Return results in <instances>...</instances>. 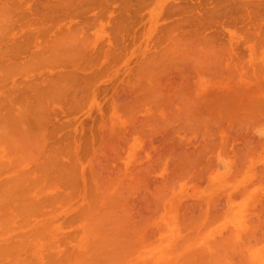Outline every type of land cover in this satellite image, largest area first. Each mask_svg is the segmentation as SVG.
I'll list each match as a JSON object with an SVG mask.
<instances>
[{
    "label": "bare ground",
    "instance_id": "obj_1",
    "mask_svg": "<svg viewBox=\"0 0 264 264\" xmlns=\"http://www.w3.org/2000/svg\"><path fill=\"white\" fill-rule=\"evenodd\" d=\"M7 1L4 0V2L0 3V45L4 44L3 46H1L3 48H5L7 46L5 48V50L9 46H11V47H9L10 49L9 50L7 49L6 51H3V50L0 49V51H1L0 54H2V53L5 54L7 52L8 56H9V54L11 53L10 50L13 49L15 51V48H12V45H14V46L16 45L14 43V41L17 39V36L12 35L11 33H13L14 30L17 31V29H15V27H16L15 24L16 23L13 21L14 22V24H13V22L11 21V17H10L9 12H8V10H9V8L11 6L8 7L9 3H6ZM62 1L63 0H60V3ZM65 1L66 0H64L63 3ZM72 1H74V0H67L64 3V5L68 4V6H69V4L72 3ZM76 1L77 0H75L74 3L77 4ZM80 1H79V3H82ZM9 2H11V1L9 0ZM16 3L17 2L15 1V3H11V4H12V6H13V4L15 6H17L19 3H17V4ZM48 3H50V2H48ZM83 3H85V2H83ZM76 4H74V5H76ZM79 5H76V8L79 7ZM82 5H84V4H82ZM18 6H20V4ZM228 6H230V5H228ZM233 7L234 6L232 5L231 8H233ZM80 8H82V6ZM231 8H229V9H231ZM10 9H12V7ZM224 9H223V13L225 14ZM234 9H236V7H234ZM15 10H14V7H13V9L11 11L14 12ZM20 10H21V7H20ZM16 11H18V10H16ZM18 14H20V12ZM26 19H28V18L26 17ZM9 23H10V25L12 23L13 27H11L9 25ZM42 24H43V22H42ZM45 24H46V28H48V26L50 25V24L48 25L45 22H44V25H42V26L40 24L39 27H42V29L40 28V32H41V30L45 31V28L43 29ZM31 25H33V24L31 23ZM33 26H35V24ZM86 26L87 25L85 24L84 27H86ZM9 27H10L11 30H12V28L14 30L12 32L9 31ZM36 27H37V29H35ZM36 27H33V30L38 35V34H40V32L38 30L37 23H36ZM93 27H95V24H93ZM50 28H53V27H51V25H50L49 29ZM78 28H81V26L78 27ZM18 29H20V28H18ZM77 29H74V28L73 29L72 28H70V29L68 28L67 30L65 29L64 30V36H63V30H56L55 29V34L53 33L54 35L53 34L51 35V37L52 36H55V37H52V38L49 37L51 39V41H50V39H49V41H46V42L50 43V44L48 43V45H49L48 48H50L49 51L50 50L51 51L49 53H47L46 49H44V50H46L45 53L41 51V54H42L43 57H41V54H40V57H38V58L35 57L37 53L34 54V56H32L33 54L31 55V52H32V50L34 48H32L31 50H30V48H28L29 51H31L30 55H28V49H27L26 45H22V42H20L21 41L20 39L23 40L25 37L24 38H19V40H18V42H20L22 46H25V48L23 47L24 50L25 51L27 50L26 51L27 53L24 52L25 53V55H24L23 54V48H22V46L19 43V45L21 46L20 49H21L22 54H23L24 57H18L17 59H19V58L20 59L17 61L16 57L21 54L19 48H18L19 50H16V51H19V53L16 54L17 56H13L14 53L12 54V56L10 55V58H11L10 60H11L12 64H11V62H10V64H8L9 63L8 62L9 57L5 56L6 54L5 55L3 54L4 56L0 55V60H2V61H0L1 62L0 65L3 62L7 61V62H5V64H2V66H1L2 68L0 67V89H1L0 90V93H1L0 94V96H1L0 97V264H264V229H260L259 228V226L261 224H262L261 228L263 227L264 224L261 223V222H264V221H260V220L258 221L257 220L258 222H260V225H259L258 222H257L258 224H255L254 222L256 221V219L254 218L255 221L252 219L253 222H251V223H253V224H250V222H248V220L251 219V216L248 217L247 214H246V211L249 208V206H250V209H249V211H250L251 210V205L255 201H257L256 204H255V208H257V209L255 210V208L252 205L253 211H256V213L259 210L260 211H264V206H262V208H261V207H259L260 205H258V204H261L262 202H263V205H264V200L262 199L264 197V194H263V192H264L263 189L264 188L262 187V189H261V185L264 182L263 181L264 172H261V170L264 169V167H263L264 163L261 164V166L263 167V169H261V170H259V169L262 168V167L260 165H258V164L261 163V162L259 163L258 161L260 159H262L263 155H261V157L259 156L260 158H258V154H257L259 152L258 149L260 150V148H258V146L260 145V141L259 140L255 141V139L252 137L254 140L250 142V140L252 138L250 136L249 137L251 139L246 137L249 142L246 140V138H245V140H246L245 142L242 141V140H241V142H243V143L248 142V144H246L247 146L245 144L240 145L241 148H242V146L243 147L244 146L247 147V148L244 147L245 148L244 151H242V152H238L237 151V153H239V154L233 155V154L236 153V151L232 148L234 151H232V150H231L232 152L229 151V155L225 154V153H228V151H226V150L229 149V148L228 149L226 148L228 142H224L225 138H226V141H229V139L232 136L231 134H233L234 132L236 133V131L238 129H236V128H235L236 130L232 129L233 131L234 130L235 131L233 133L229 132L228 135H225V134H227L226 133L227 130L224 129V131H225L224 133L225 134H224V136L222 134L223 138L219 137L220 135H218V134H219V132H222V128H221V131H220V129H218V127H220L219 126L220 124L216 125V127H215V124H217L218 121L212 127L211 125H213V124H211V120H207L208 119L207 115L204 114L205 116L202 115V117H201L200 116L201 115L200 112L199 113L196 112V113H198V116H197V114H194L195 112L192 111L193 109L191 108L192 110H190V108H188V106H189L188 105L189 101H187L188 99L187 100L186 99H180L181 101L177 102L178 100L176 101L175 100L176 98H174L177 95H175V96L172 95L175 101H173V98H169L168 100L171 101L169 104L170 105L173 104V106H169V107H171V109H174L175 111L171 110V109L169 110V107H168V109L167 108L164 109L165 106L167 107L169 105L168 104L169 101H165V103L163 104L164 101H163V98H162V95H163L162 93L164 91L161 93V91L157 92L155 90V92H154L151 89L152 92L158 93V95L160 93L159 97H158L157 94H155V96L152 97L154 95V93H153L151 95V97L149 95L146 96V98H144L142 96L143 99H141L142 100L141 103H143L144 105L145 104L148 105L149 103H151L149 105H151V106L153 105L152 108H151V106L148 105L151 108L150 110H148L149 113H150V116L147 115L148 113L144 114V113H146L144 111V109L146 107L145 106H141L143 104L139 105L138 103H136L135 99H134L135 101L134 100L133 101L130 100L131 104H130L129 100L127 101V103L124 102V104H121L123 102L120 99L119 100L121 102L118 99L117 100L120 103L119 105H122V106L124 105L123 107L121 106L123 108L122 110L125 109L124 111L121 110L122 111V113H121L122 115H123V113H125V111L127 113H125L124 115H127L129 112H131L132 108H133V105L135 103V104H137V106L134 105L135 108H133L134 111H132V114H134L133 112H135V109L137 108L135 113L138 114L139 112L140 113L143 112V114L145 115V117L143 116V119H141V120H145V118H146L147 121H149L150 117L153 118V121H150L148 123V125L150 126L149 128L151 129L150 130L148 128V126H145L147 124L146 120L143 122V125L141 124L142 126L139 125V123L137 124L135 122V118H136V121H137V118H139L141 116V114H140V116L137 115V114H134V115L137 116V117L133 116L135 118L131 117L132 114H130V113H129L130 115L128 114L127 117L126 116L124 117V115H123L125 121H127L126 118H128L129 122L131 123V126L132 125L136 126V131L140 130V132L141 131L143 132V133H139L138 131L136 132V135L137 134L138 135L141 134L142 139L144 138L142 140V143H143V141L145 143V141L147 140L148 135H147V137L144 136V135L148 134V132L157 130V131H160V132L163 131L165 133V131H166V128L163 129V130L161 129L162 126L164 128V127H166V125L164 123H162L161 119H159V118H162V113H163L162 112L163 110L162 111L158 110V106L159 105H160L159 108H162L165 111V114L163 113L164 114L163 117H164V119L167 120V122H170L169 120L172 121V119H173L174 121L176 120L175 123H176L177 126H179L180 123L182 122L183 127H184V125H186L187 128H189V129L193 130L194 132H196L195 134L198 133L197 135L200 134L201 136H203L205 134L204 135L205 137L203 136L205 139L200 137L201 139H204L205 141L201 140L202 143L200 145V149H198V152H199V150L202 149V151H200V152H202V154H203V152H205V150L207 152L205 154H208V151L210 153V152H213L215 150L216 146H214V143H213L214 141L213 142L210 141L213 138V134L215 135L213 140L216 139V141H219L220 138H222L221 142L223 141L224 147L226 148V150L223 147V149L220 148V151H219V149H218L219 146H218V148H216L218 150L217 155L219 157L221 156L220 158H224L223 159L224 163H226V161H227L226 156L228 157V162L231 160V158L234 160L233 161L234 163L231 162V164L233 163L232 167L235 166V168L231 169L230 171L231 172H233V171L235 172L234 169H237L236 167H238V169L236 170L237 172H235L236 175L232 174V173L229 174L230 172L229 173L227 172L228 176L231 175V177H232V175H233V177H232L233 179L231 177L230 178L229 177L226 178V172L225 171H222V170L219 171L218 169L214 168V166L216 167V165H217L216 159L214 157V156H216L215 154H216L217 150H215L213 152L214 154L212 156L211 155L209 156V161L206 160L208 158V156L204 155V154H203V156H206L207 158L205 157L206 158L205 159L202 156L201 157L203 159L202 161L205 162L204 160H206L207 162L203 163L202 161H200L201 158H198V156H199L198 154L200 152L199 153L198 152L195 153V151H191V149L189 147H187L189 142H186L187 140L184 139V136L186 137L187 133L181 127H179L180 129H178V127H177V131L174 132V134L172 135L173 136L172 138H170L171 136H168V134H167L168 131L163 135L164 138L167 137L168 139L165 138L166 141H164L163 139L161 140V141H163V142H161V150L158 149V151H160V152L163 151L162 152V156H160L161 154L158 151L157 152L159 153V155L157 154V156L156 155L153 156L152 154H156L157 152H155V151L153 152V150H151L153 152V153L151 152V155H150L152 160H149L150 156H149L148 159H146V160H149V161H144V160L141 161L140 160L141 162H143V164H144V162L146 163V164H144V166L146 165V167H143V169H141L142 167H140V166L141 165L143 166V164L141 163V165L140 164H139V166L137 165L139 167V168L137 167L138 168L137 169L138 172H137L136 169L131 168L132 166L136 165L137 163L133 164L131 162H134L135 158L138 160L139 156H140L139 158L142 159L141 154L137 153V151H136L137 154L135 155V148H136V146H137V144H138V142L140 140L139 139L140 135L139 136L138 135L137 136H133V135H135V133L132 132L133 133V134H131L132 138H130V133H128V131H127L129 136L127 135L126 138L123 135H122V138H121V136H119V137L117 136V135H121V133H118V132L120 131V129L122 130V127L124 125H122V127L120 126L121 123H119V121L120 122L122 121V117L121 116L118 117V115L114 113L115 110L116 109L118 110V108H119V107L115 108L114 103H111V105L113 104L112 107L114 108V109H110V110H112V113L109 110L111 105H109V106L107 105V109L110 112V113L108 112L110 114V119H108L109 116L107 117V114H106L107 113V109H106V112L103 111L105 113L104 115H106L107 122L106 121L103 122L104 120H106L104 115H103L104 118L100 119L101 123L102 122L103 123H107V124H109V127L112 125L113 129L111 130L108 127V125L106 126V125H103V123L101 124V125H103L102 127H104L103 129L105 130V134L108 133V135L106 136L104 134V130H103L102 136H104V137L101 136L102 138L100 140H102V142L99 141V145L97 147H94L95 145L92 146V144H94V142H95V139L93 140V138H92V141H93V143H92V141H90L91 139L89 138V139H87L88 143L86 142V140H84V142H83L84 144L83 143L79 144L80 148H82V146L85 145V149L86 150H83L84 147H83V149L76 148L77 144L76 143H71L73 141L71 138H67V140H65L66 138L63 137V136H67L64 133L66 131L63 132L64 134L63 133L61 134V137H63V139H64V140L63 139L62 140L65 142V144L62 143V141L60 143V139H61V137L59 136L60 133L58 135L60 137V139L57 138V136H56V138L59 139L58 142L60 143V146H59V144H58V146H56L57 142L55 143L56 144L55 145L54 141L52 142V140L51 141L48 140L51 144L49 142H46L47 139H50L51 131L53 132L55 127L57 128V126L54 125L55 126L54 128L51 126L53 128L51 131L49 130V128L51 129L50 126H49L48 129H46V127H48L47 125H51V124L53 125V123L50 122L51 123L50 124L49 122H47V120L50 119L49 121H51V119H53V118H51L52 116L51 117L49 116L51 114V111H47V110L50 109V108L48 109V107L50 106L49 103L54 102L57 105V103L59 101V103H58L59 106L58 107H60L61 104L63 105V103L64 104L66 103L64 106L68 105L70 110H71V106H73L72 107L73 111L75 110L74 106H77L76 109L78 108L77 109V111H78L81 105H75V103H77V104H81L82 103V105H83V102L84 103L86 101L88 102V99L91 100L90 93H91V91H93L91 89L94 88V87H92V85L94 83H96L95 81L93 83H91L92 81H90V85L92 87L90 89V87H89L90 85L88 86V84L79 83V79H76V78H78L77 77L79 75L78 73H80L82 71L81 69H85V68L88 69V68H90L89 67L90 65L89 66L87 65L88 67L87 66L85 67V65H84L85 68L83 67V65H82L83 68H81L80 65H79V67L81 68V69L78 68L79 70H81L80 72L75 71L76 69L73 68V65H71V67L73 69H70V67H69L70 65L68 63H71V61L76 62L75 60H77L78 63H76V64H79V62H81V60L83 59L82 57L85 58V57L88 56L87 54H85L87 52V51H84V50H86V48H85L86 46H84V44H83L84 42H82V41H84L86 38H88L86 36H88L89 34H95V32L90 33L92 31L88 32L87 31L88 29L86 27V28L83 29V31L86 33V35L84 36L83 34H85V33H83V31L81 32L82 35L85 37L84 38L81 35L80 31L78 32ZM85 29H87V30H85ZM51 30L53 31V29H51ZM69 30H71L72 32L74 30H76L78 33L76 31H74L73 33H71V31H70V33H69ZM47 31H50V30H47ZM17 32H20V31L18 30ZM61 32H62V34H59ZM87 32L89 33L88 35H87ZM7 33H9V34H7ZM20 33L21 34H19L18 37H22L20 35H22L23 33L22 32H20ZM36 33H35V35H36ZM24 35L27 36V33L25 32ZM37 35H36V37H37ZM46 35L48 37V33ZM258 35H260V34H258ZM261 35H262V37H264L263 36L264 35L263 30H262V34ZM6 36H9V38L6 37ZM11 36H13V38ZM28 36H30V35H28ZM92 36H94V35H89V39H90V37L92 39L95 38V37H92ZM170 36L174 40L169 38V39H171L170 41L172 42V44H170L171 42L169 43L170 46H171V49L170 48L169 49L172 50L174 47H177V48H174V50H172V51H174L173 53H175L176 50L178 51V53L180 54V57H178V55H179L178 53H177L178 55L175 54V57H178V60H177L178 63L181 60L183 61L184 67H186L185 63L187 62V60H188V62H190L189 59L191 57H193L191 55H193V54L195 55L196 52H198V54H200L202 56V57L201 56L197 57L198 62L199 61L202 62L203 60L210 58L212 61H214V65H215V63L217 65L218 64L221 65L222 61L225 60V59L222 60V58H221V57H223V58L225 57V56L222 55V52H223V54L225 53L224 47L221 48V46H220V48L222 49V52L219 49V52H220L219 53L218 50L217 51L215 49L213 50V48L210 49V46L212 47L211 42H208V41H205V40H197L198 39L197 37H196L197 38L196 39L193 36H189L186 39L183 38L184 41H182L180 39H178V41L176 39V41H175V35H170ZM5 37L7 39H10V37H11L14 41H11L12 40L11 39V40H9V43H8V42H6L7 39ZM14 37L16 39H14ZM41 37L42 38H40L39 35H38V38H40L39 40H42V42L40 41V43L42 44L44 42L43 41V37H45V35L44 36L42 35ZM56 37H57V39H55ZM82 37H83V39H80ZM262 37H259V40H256L255 42H252L254 44L253 45L254 47L258 46L257 45L258 41H259L258 44H260L258 46V48L256 47L257 49H255L253 47V50L254 49L256 50V51L254 50L256 52V54H252V53H255V52H253V50L249 53V54H252L253 58H254V55L255 56L257 55V52L260 53L259 52L260 48L264 49V38H262ZM26 38H28V37H26ZM53 38L56 40V43L53 42V41H55V40H53ZM58 38H59V40H58ZM44 40H48V39L46 38ZM10 41H11V43L13 42L14 44L11 45ZM33 41H34V36H33ZM35 41H36V39H35ZM1 42H3V43H1ZM51 42H53V43L51 44ZM32 44L33 43H31L30 45L34 46ZM78 44L80 45L81 48L79 47ZM82 44H83V46H82ZM169 44H167L166 47L167 46L169 47ZM77 45H78L79 49L76 47ZM172 45H173V47H172ZM20 46H18V43H17L16 48L20 47ZM208 46H209L208 49L212 50V52H209V56L210 57L206 55V54H208L207 53L208 50L206 48ZM222 46H224V45L222 44ZM192 47L195 48V49H192ZM199 47L200 48L202 47V50L204 49L203 51L207 50V52H203L206 56L205 55L203 56L201 52L199 53V51H200ZM80 49H82V50H80ZM189 49H192V50H189ZM196 49H198L199 51L196 50ZM13 50H12V52H14ZM78 50H80L81 52H79ZM170 50H169V52H171ZM34 51L35 50H33V52ZM82 51H84V52H82ZM78 52L80 53V55H79ZM181 53H182V57H181ZM185 53H187V54H185ZM217 53L221 54V56L218 57L219 54H217ZM26 54H27V56H26ZM108 54H106L104 56L107 57V56H109ZM169 54H171V53H169ZM198 54L196 53L195 56H197ZM37 55H39V54H37ZM76 55H77V57H76ZM185 55L188 56L187 60H186L187 56H186V58L183 57ZM60 56L61 57H66L67 56V58L69 57L68 59L64 58V59H66L68 61L67 62V64L69 65L68 67H66L67 66L66 65V61L63 58H62V60L60 62V59H61ZM155 56H156V54H155ZM189 56H191V57H189ZM195 56L193 58H195ZM2 57H6V58L2 59ZM12 57H15V58H12ZM25 57H27V58H25ZM158 57H159V55H158ZM173 57H174V55H173ZM203 57H206V58L203 59ZM263 57H262V59L264 60ZM22 58L23 59L25 58L26 60L24 59L25 61L23 62V60H21ZM70 58H72V59L75 58V59L71 60ZM77 58H79V59H77ZM153 58L149 59L150 62L149 61L145 62L146 64L147 63H149V64L145 65L147 68L144 67V70H145V73H146V70H147L148 76L152 75V77H154V76L156 77L159 74V70H158L159 66L163 67L164 65H161V63H163L162 58H160V57L159 58H154V59ZM183 58H185L184 59L185 62H184ZM193 58H191V59H193ZM200 58H202V59H200ZM6 59H8V60H6ZM12 59L14 61L16 59L17 63L19 62L20 64L19 63L18 64L14 63V61ZM28 59H29V61H28ZM228 59L229 58L227 57L226 64H227V62H228V64H230V63H232V60L236 59V60H234L235 63H233L234 65L237 66L236 70L239 69L238 68L239 67L238 64H240V62L243 61V58L242 59L241 58H234V59L230 60L231 59V57H230L229 60L231 62L228 61ZM245 59H246V57H245ZM256 59H257V57H256ZM3 60H5V61H3ZM55 60L57 62H59V64L57 63L58 65L55 64V62H56ZM78 60H80V61H78ZM193 60H191V61H193ZM218 60H219V62L221 60V62L220 63L216 62ZM20 61H22L23 64ZM26 61H27L28 64H26V66H25L26 70L24 68H22L23 69V72H22L23 75L25 73H27L28 71H32L33 67L35 65H37V66H35L34 68H37L39 63H40V65H41V63H43L44 67L45 66L47 67L48 65H49L48 67H52L53 66L52 68H54L55 65H56L55 68H57V66L59 67L62 64H65L64 67L62 66L63 68L66 67V69L69 70V71H73L74 70V73L77 72L78 75L75 76L76 73L75 74L73 73V75H72V73L70 72L71 73L70 74L69 71H68L69 74L66 72L67 74L65 75V77H64V75H63L64 78L61 77L63 79H61L59 77L58 81H56L57 78L55 80L52 79V80H54V81H52L44 73V75L46 77H42L44 80L41 81V82H43V84H44V83H47L49 80H51L49 83H47L48 87H47L46 84L41 85L42 83L37 82L38 80H36L32 84H28L30 89L28 88V90H25V91H27L26 94L29 92L28 94L30 96L26 95L25 97L20 99L21 95H20V93H18V91H20V90H18V85L19 84L15 80V79H17V77L14 79V81H11V79H13V77H15L16 74L18 75L19 80H20V78L22 79L23 75H22V77L19 76V75H21V71H22V69L19 66L25 65ZM49 61H52L55 65L51 62L52 66H50ZM209 61L205 60V61H203V64L205 62H209ZM194 62H195V64H198L199 67L201 66V63H198L196 60ZM237 62H239V63H237ZM89 63H90V61H89ZM89 63L87 61V63H85V64H89ZM180 63H182V62H180ZM189 64H191V63H189ZM195 64L193 65V63H192V66L196 67ZM203 64H202L201 67H203ZM205 64H207V63H205ZM32 65H33V67H32ZM187 65H188V63H187ZM210 65H212V64L210 63ZM30 66L32 67V69H30L31 68ZM41 66H39V67H41ZM43 66H42L41 69H45ZM74 66H75V68H77L78 65L74 64ZM26 67H28L29 70H27ZM189 67L191 68V66H189ZM211 67H213V66H211ZM215 67H217V66L215 65ZM221 67H223V65ZM150 68H153L152 70H155V71L151 70V72H156L157 71L156 75L154 73V76H153V74L151 72H148L150 70ZM154 68H156V69H154ZM18 69H21L20 72H19L20 74H18V71H19ZM163 69H164V67L161 68V70H163ZM198 69H197V71L196 70L195 71L199 72ZM240 69H241V67H240ZM142 70H143V67H142ZM144 70L141 71V72H144ZM13 71H14L15 76L12 75ZM64 71H66V70H64ZM92 71L90 72L91 75H93ZM15 72H17V73H15ZM59 72H57V73H59ZM160 72L164 73V70L160 71ZM205 72H207V71L204 70V73ZM9 73H11L10 74L11 78H10ZM28 73H31V72H28ZM208 73H211V72L209 71ZM236 74H237V71H236ZM138 75L140 76L139 78H141L143 76V74H141V75L138 74ZM146 75L147 74H145L144 76H146ZM25 76H28V75L25 74ZM41 76H42V74H41ZM85 76H88V75H85ZM85 76H83V78H81L82 77V74H81L80 77H79L80 80L81 79L85 80V78H84ZM35 77H37V76H35ZM35 77H33V78H35ZM152 77L150 76V78H152ZM33 78H32V80H33ZM88 78H89V76L86 78V80ZM129 78H130V76H129ZM144 78H146V77H144ZM133 79H132V81L133 82L135 81L136 83L134 82V84H133L132 82H130L131 84H128V86L129 87L131 86V89H135V87L138 88V86L140 85V84L138 85V83L140 81H137L138 78H136V80L135 79L133 80ZM154 79H156V82L159 81V80H157L158 77H156ZM6 80L9 83H11V82L12 83L13 82L17 83V85L15 84L13 86V84H8V82ZM89 80H90V78H89ZM91 80H95V79H91ZM142 80H143V78L141 79V83L143 81H146V80H143V81ZM45 81H47V82H45ZM154 81H152V82H154ZM5 82H7V83H5ZM176 82H179V81H176ZM35 83H36V86H35ZM87 83H88V81H87ZM149 83H150V81H149ZM149 83H146V84H149ZM80 84L83 85V86L81 87ZM132 84L134 85V87H133ZM178 84L180 85V83H178ZM5 85L8 88H4ZM10 85H11V87H10ZM39 85H41L40 87L43 86V88L40 89ZM74 85H76V86H74ZM175 85L178 86L177 83L174 84L173 86H175ZM15 86L17 88H15ZM77 86H79V88H78V92L79 93L77 92ZM151 86H153V85H151ZM74 87L76 88V91L69 90L70 88L74 89ZM171 87H172V85H171ZM12 88H14L15 90L12 89ZM44 88H45V90H44ZM86 88H87V90H86ZM152 88L154 89L155 85ZM8 89L9 90L11 89L12 91L10 90L8 92L7 91ZM79 89H82V90H79ZM141 89H142V87H141ZM141 89H140V91H141ZM161 89L158 87L157 90H161ZM178 89L180 90V86H179ZM169 90H168V93L166 95H168V94L170 95ZM181 90H182V88H181ZM4 91L9 94V95L7 94L9 97H11V98H9L7 96L10 102L8 101V99L6 97V93H4ZM71 91L74 92L73 94H75V92H76V95H75L74 98H73L74 95H72V97L70 96L72 94ZM82 91L84 92V95H83V93H81ZM143 92L145 93L147 91H144V89H143ZM171 92H172V89H171ZM174 92L176 94L178 93L177 90H174ZM174 92H172V93L174 94ZM237 93L238 92H236V94ZM2 94H4V95L2 96ZM68 94H70V95H68ZM92 94H93V92H92ZM181 94H180V97H181ZM240 94H238V96ZM12 95H13L14 98L12 97ZM17 95H19L20 97L17 96ZM78 95H79V97L81 96L82 99H81V97L79 98ZM141 95H142V93H141ZM156 95H157V97H156ZM256 95H258V94H256ZM68 96H70V98ZM76 96H77V98H76ZM83 97H84V99H83ZM18 98H19L20 101L18 100ZM85 98H87V99H85ZM152 98H156V99H152ZM177 98H179V94H178ZM225 98H224V102H225ZM229 98L228 99L226 98L227 99V101H226L227 103L225 102L227 104L226 106L229 107V109L227 108L226 110H224L225 112L222 110V112H224V114H225L226 111H227V113L231 112V114L228 113L229 115H227V116L223 115L224 118L226 116L227 119L226 118L224 119L223 116H221V115L218 116L220 119L223 118L222 121L218 119L219 121L222 122V125L224 123L225 124L226 123L229 124V122H227V121H229V119L231 118L230 115L234 116V114H235V116H236L237 112L239 114L242 110H244V108L241 110V108H239V107H234V105H235L234 102H231L232 97L230 98V101H228ZM253 98H254V96H253ZM13 99L15 100V102L11 103ZM69 99H71V100H69ZM72 99H74L73 101L75 103L72 102ZM77 99H79V100L77 101ZM158 99H161V100H158ZM5 100H6V102H5ZM17 100H18V102H17ZM80 100L82 101L81 103L79 102ZM83 100H85V101H83ZM152 100H154V101H152ZM182 100L184 101L183 104H182ZM237 100H238V98H237ZM241 100H243V99H241ZM233 101H234V99H233ZM60 102H61V104H60ZM14 103H16L17 105H14ZM67 103H69V104H67ZM157 103H158L157 110L161 114H158V113L156 114L157 110L155 111V109H156L155 106L157 105ZM176 103H178V104L180 103L181 104V105L179 104L180 105L179 106L180 109L178 107V104L176 106L177 108H175V104ZM228 103L230 105H228ZM127 104H129V105H127ZM165 104H167V105H165ZM238 104H241V102H239V103L237 102L236 103L237 106H240ZM245 104L246 103H242L241 105L244 107ZM126 105H127V107L125 108ZM138 105L141 106V108ZM183 105H184V107H183ZM68 106H66L67 109H68ZM66 107H63V108L65 110H67ZM142 107H143V110H142ZM231 107L234 110L232 109L230 111ZM53 108L54 107H52V109ZM222 108H224V107H222ZM235 108L236 109H240V111L236 110L237 111L236 112ZM255 109H257V108H255ZM260 109H262V108H260ZM70 110L68 109V111H70ZM81 110H82V108H81ZM145 110H147V109H145ZM151 110H153L156 115H160V116L156 117V115H155L153 117L154 113H152ZM178 110L180 111V114L179 113L176 114V111L179 112ZM181 110H182V113L184 112L186 115L185 114L182 115ZM185 110H188L189 112L186 113L187 111H185ZM250 110H251V108H250ZM263 110H264V107H263ZM121 111H118L119 115H121L120 114ZM167 111H168V113H169V111H171V112H174L175 114L170 112L171 114L169 113V115L171 116V118L169 119L168 117H170V116H168ZM232 112L234 114H232ZM248 112H249V110H248ZM151 113H152V116H151ZM190 113H192L194 115L193 116L191 114L194 118L190 115ZM213 113L216 114V116H217L216 111L213 112ZM253 114L255 115V113H253ZM259 114H261V111H260ZM128 116H130L132 119H130ZM147 116H149V117H147ZM199 116L201 117L200 120H199V118H200ZM228 116H230V118ZM235 116L232 117V119H234ZM240 116H241V113H240ZM263 116H264V112L262 114V117ZM212 117L214 119L215 115L212 114ZM254 117H256V116H254ZM117 118H119L118 119L119 120L118 123H119V126L121 128L118 127V125H115L117 123V121H116ZM240 118H239V121H240L239 124L243 123V120L241 119L242 120V122H241ZM258 118H259V116H258ZM254 119L255 118H253V120ZM100 120H99V122H100ZM132 120L136 124H134ZM158 120H159L160 127H159V124H157ZM178 120H180L181 122L179 123ZM201 120H202L203 124L200 125L201 122L199 123L198 121H201ZM215 120H217V118H215ZM155 121H156V123H155ZM206 121H208V124H211L210 126L213 129H211L207 123L205 125ZM232 121H234V120H232ZM110 122H112V124ZM129 122L127 121V123H129ZM137 122H139V121H137ZM173 122H171L172 124L169 123L170 125L168 127H170V129L175 125V123H173ZM185 122H186V124H185ZM237 123H235V121H234V122H232L233 126L232 125L231 126L234 127V126H236L234 124H237ZM255 123H257L256 120H255ZM255 123L253 124V122H252V124L254 126L252 124H251V126L256 127V125H258V123L257 124H255ZM259 124H260V121H259ZM45 125H46V127H45ZM154 125L156 126V128L154 127L155 129L153 128V130H152L151 127H153ZM202 125L204 127H206L205 129H207L209 132L207 130L203 129L204 127L202 128ZM207 125H208V128H207ZM222 125H221V127H222ZM244 125H246L245 121H244ZM261 125H262V123H261ZM99 126H100V124H99ZM115 126H117V128H119L118 131H116L117 128ZM127 126H129V125H127ZM140 126L142 128L144 126L145 127H144L143 130L142 129H138ZM229 126L230 125H228L227 128H226L223 125V128L228 129ZM106 127H108L109 129L106 128ZM157 127L160 128V130L157 129ZM199 127H201L202 129H200ZM243 127H246V126H243ZM253 127H252V130L255 129V128L253 129ZM133 128L134 127L132 126V129ZM216 128H217V130H216ZM248 128H250V126H248ZM123 129H124V132H122L123 131L122 130L121 131L122 134L126 133L125 132V130H126L125 127H123ZM127 129H128V127H127ZM146 129H147V131H146ZM173 129H174V127H173ZM260 129H262V128L260 127ZM47 130L49 132H47ZM100 130L102 131V129H100ZM200 130H202V131H200ZM228 130H231V129H228ZM243 130H244V128H243ZM56 131H57V129H55V132ZM112 131L114 132V134H115V132H117L118 134L115 136V135L111 134V133H113ZM245 131L246 130H244L243 133H245ZM58 132H59V130H58ZM240 132L242 133V131H240ZM46 133H48V134H46ZM176 133H177V136L179 137L180 140H181L182 137L180 138L179 135L183 134V139L181 141L178 140V137L176 136ZM179 133H181V134H179ZM209 133L212 136L208 135ZM54 134L55 133H52V135H54ZM109 134H110V136H109ZM48 135H49V137H48ZM197 135H195V136H197ZM216 136H218V137H216ZM226 136H230V137L227 138ZM46 137H47V139H45ZM71 137H72V135H71ZM106 137H108V138L112 137L111 140L113 139L112 141L114 143L111 142L110 138L108 139ZM174 137H176L177 140L179 141L178 145H177L178 142H177L176 138H174ZM105 138H106L107 142L110 140L109 141L110 143L109 142L107 143L106 141H104ZM114 138H117V139L119 138L118 139L119 140V144L123 143V142H121L120 138L123 139L122 141H124L123 146L120 145L121 147H125L126 148L125 154H122V156L120 154H116V156L113 155V156L110 157V156H108L109 154L104 153L105 152V147L107 146V144H108V147H106L107 149L108 148L110 149L111 146L114 149L121 148L118 143H117L118 147L115 145V142L118 141V140H116V139L114 140ZM206 138H208V140ZM217 138H219V139H217ZM255 138H256V136H255ZM231 139H233V138H231ZM125 140L127 142H125ZM171 140H172V142L170 143ZM206 140L208 141V144H207ZM43 141H44V145H45V142H46L45 146L43 145ZM82 141H83V139H82ZM89 141L92 143L91 144L92 149H96L97 151L96 150L93 151L92 149L89 148L90 147V145H88ZM173 141L176 142V143L173 144ZM233 141H234V139H233ZM257 141L259 142V145H258ZM73 142H75V141H73ZM165 142H166V145L167 144L169 145V147H170L169 149L170 150L165 147L166 146ZM221 142L219 141L218 145H221V147H222V144H220ZM262 142H264V141H262ZM68 143H69L70 146L68 145ZM162 143H163V145H162ZM249 143H250L251 146L249 145ZM255 143H256L257 146H255ZM63 144L65 146H62ZM109 144L111 145L110 147H109ZM182 144H183V146H182L181 149L183 151L185 150L184 151L185 153H183V151L179 149L180 148L179 145H182ZM71 145H73V146H71ZM100 145H102V146H100ZM168 145H167V147H168ZM176 145L179 146L178 149L180 151H178L177 148H175ZM202 145H203V148H202ZM204 145H205V147H204ZM207 145L208 146L210 145V147L206 148ZM46 146H49V149H48V147L45 148ZM74 146H75L76 149L74 148ZM99 146L101 148H99ZM162 146H164V148L166 150L168 149V151L166 153L167 156L164 153L165 150L162 149L163 148ZM171 146H172V149H171ZM141 147H139V148H141ZM64 148H67L68 150L64 149ZM102 148L104 149V152H103ZM173 148H175V149H173ZM187 148H189V149H187ZM204 148H206V149H204ZM208 148H210V150ZM73 149H75V152L73 151ZM78 149L80 150L79 153L76 151ZM203 149H204V151H203ZM263 149H264V146H263L262 150ZM90 150L92 151V154H90ZM99 150H101V151H99ZM68 151L70 153V158L71 159L69 158ZM87 151H89V153ZM138 151H141V150L139 149ZM221 151H222V153H221ZM80 152H81V154H80ZM94 152H95V156H94ZM97 152L101 153L102 155L101 154H97ZM187 152L189 154L191 152L193 154L195 153L196 155H198L197 159H199V160L196 159V156L195 157H193L194 155L191 156L192 153L190 155L186 154ZM223 152H224V154H223ZM263 152L264 151H261V154H263ZM75 153L76 154L78 153V155H76ZM163 153H164V155L166 157L163 156ZM230 153L231 154L233 153L231 157H230V155H231ZM72 154H74V155H72ZM79 154L82 155V157H78L79 158L78 159L77 156H80ZM83 154H86V155L84 156ZM104 154H106V155H104ZM149 154H150V152H149ZM87 155H88V158H86ZM123 155H124V159L123 160H125V159L126 160H132V158H134V160H132L131 162L127 161V163L129 162V164H133V165L130 166L132 171L128 170L129 168L125 169L126 171L132 173L131 176H130V174H128L126 176V174L124 173L125 172L124 171V167H123L124 162L121 161L122 158H123ZM137 155H139V156H137ZM223 155H225V156H223ZM259 155H260V152H259ZM66 156L68 158L67 162L70 161L72 163L67 164V162L62 160V157H64L66 159ZM101 156H103L102 158L105 157L104 159L109 158V157H110L109 159L113 158L112 160H108L107 159V162L111 161V162H108V164H110L109 166H108L107 163H105V164L98 163V162H101V161H105V160H102L101 158H100L101 161H98V160H100L99 157H101ZM117 156H119L118 158H121V159L120 160L119 159L116 160ZM144 156H145V154H144ZM236 156L239 159V161L236 160V164H235ZM153 157H155V158L153 159ZM73 158L77 159V161L76 160H72ZM84 158H85L86 161L89 160L88 161L89 164H90V162H91V164L93 163L92 159L94 161L97 160V163L99 164V165L97 164L99 169L103 168L104 165H105V167L102 170H99V169L96 168L97 169L96 172H95L94 169L91 168L94 171H92V170L90 171V165L88 164V162L86 163ZM190 158H192V160L194 161L193 163H192V160ZM254 158L255 159H257V158L259 159V160L257 159V162H256L259 171L257 169H254V167H252L253 165L255 166V164H254L255 161H254L253 165L250 166L251 169H252L251 173L254 172V170H255V172L257 173V176H255L254 178L257 179L258 182L260 181L259 179H261V182H260L261 184H259V185H257V182H254V180H255L254 178L251 179V177H250L251 175L249 174V171H250L249 166L245 165V164H247L248 160L252 161V160H254ZM172 159L174 160V162H173ZM211 159H212V161H211ZM214 159H215V162H214ZM263 159H264V156H263ZM113 160L115 162V163L113 162L114 166L112 164ZM137 160H135V162ZM170 160H172V163H173L171 165L172 167H169L170 165H168L169 163L171 164ZM220 160H222V159H220ZM117 162H118V164H117ZM147 162H148L149 165L147 164ZM197 162H201L202 166L200 164H198ZM238 162H240V164H238ZM77 163H79V164H77ZM83 163H84V166L82 165ZM85 163H86V165H88V168L87 167L85 168V166H86ZM186 163H188V164L191 163L190 168L194 164L197 163L198 165L197 164L194 165V168H193L194 170L195 169L196 170L193 171L192 169L189 168L190 169V171H189L190 173H189L188 170H185V166L187 165ZM75 164H77V165H75ZM94 164H95V162L93 163V165ZM204 164H206V165L204 166ZM210 164H211L212 168H211ZM212 164H214V165H212ZM79 165H82L81 175H80V170H79L80 166ZM111 165H112V167H116L117 168V169H115V168L114 169L119 174H116V172H115V174L112 173V171H115V170H112V169L109 168ZM187 166L189 167V165H187ZM195 166L196 167L198 166L197 168H199V166H201V168L203 170L205 168V170L202 171V169L200 168L201 169V171H200V169H197ZM206 166H207V168L210 167V169H211V170L209 169L210 172H209V170L206 171V169H207ZM240 166H241V168H239ZM83 167L85 168V170H84ZM94 167H95V165H94ZM243 167L245 168V170L243 169ZM105 168H108V169L105 170ZM118 168H120L122 173L119 172L120 170H118ZM225 169H227V168H225ZM240 169H242V170H240ZM98 170H99V172H97ZM197 170H199V171L196 172ZM83 171H86V173L85 172L83 173ZM157 171L158 172H162V173L166 171L167 173L165 172L166 175L164 173V175L161 176L163 178V179H160L161 181H156L155 182L152 176H153V173H155V172L157 173ZM205 171L207 173L208 172L209 173L207 174ZM88 172L90 173V175H89ZM255 172H254V174L256 175ZM82 173L85 174V175L83 176ZM194 173H196L194 175L195 177L198 174H199V176H201V174H203L204 175V176H202L203 180H206L205 178H207V176H208L209 181L212 183V185L214 183V185H218L219 186V188L216 186V188H218V190L219 189H220V191L223 190L222 193L224 192L225 196L227 195L226 197L224 196V194L221 195V197L223 196L222 198H226V200H227V202H226L225 199H224V203L226 202V204L222 203V205L224 204L223 207H220L216 211L214 210L216 208V206H215L216 204H217V207L221 205V202H220L221 200H219V199H217V201H219L220 203L219 204L216 203V197L219 196L221 193L219 195L213 197L214 196L213 195L214 191H213L212 192V197L213 198H211V194H210L211 192L206 191L205 187H204L205 189L201 188V187H203L204 184L203 183L202 184H198L199 181L198 182L196 181L198 187H195L197 185H193L195 187L193 189H195L194 190V194L198 195L199 198H201V201H200V199L196 200L195 202H194V200H192L193 202L191 201L192 203L190 202V205L187 204L188 201H186L187 202L186 203L187 204L186 208H185V204H184L185 203L184 199H183L184 202H179L180 204H178V201L181 198V194L183 192L186 193V190L188 188L187 187L188 181L190 180L191 182H193L192 179L195 180L194 177L193 178L187 177V174H188V176H191ZM87 174L90 177H86ZM189 174H191V175H189ZM205 174H206V176H205ZM261 174H262L263 177H261ZM79 176H81V178H79ZM150 176H151L152 180L150 179ZM249 177H250V180H249L248 184L252 183L251 186L250 185L247 186V183H246V185H243L242 187H241V185H239V186L237 185L239 183L242 184V181H244L243 184H245V181L247 179H249ZM199 178L201 179V177H197V179H199ZM209 181H207V183ZM220 181H222V182H220ZM210 182H209V185L207 184L208 187L211 186ZM200 185H202V186H200ZM236 185L239 188H241V190L239 188L235 187L238 190V191L236 190L235 191L236 193H235L234 189H232V188L234 186H236ZM263 186H264V184H263ZM190 188H192V187H190ZM260 189L263 190V191H261ZM211 190H213V189L211 188ZM218 190H215V193H214L215 195H216L217 192H219ZM258 190H259V193H258ZM232 192H234V193H232ZM187 193H188V191H187ZM256 193H258V194H256ZM260 193L263 194L262 195L263 197L261 196ZM190 194H192V193H190ZM256 195L261 196L259 198V199H261L259 201L261 203L258 202L259 199H258V196H256ZM179 196H180V198H179ZM185 196H184V198H185ZM253 199H255V200L253 201ZM180 201H182V200H180ZM181 203L184 204V205L181 206ZM250 203H252V204L249 205ZM211 204H213L212 206H215L214 208L212 207L214 212H213V210L211 211V207H210ZM183 206H184V208H182ZM258 208H260V209H258ZM261 209H263V210H261ZM73 210H76V212H74ZM260 211L258 212V214H256L255 212H252V211H250V213H252V215H254V214L258 215L257 219H260L259 218V215L261 213ZM69 213H71V214L73 213V214L71 215ZM263 214L264 213L262 212V215ZM73 216L75 217V219H74ZM71 218L73 219V221H71L72 220ZM248 218H250V219H248ZM262 218H261V220H264V215L262 216ZM69 227H71L70 232L67 231V230H65V231H67L68 233L62 231L64 228H69ZM63 233H64V235L67 234L66 236H64L67 239H65L63 237ZM72 233H73V235H72ZM61 235H62L61 239L62 240L65 239V241H63V242L60 241L61 240L60 239ZM58 237H59V241H58ZM68 237H70V239H68Z\"/></svg>",
    "mask_w": 264,
    "mask_h": 264
},
{
    "label": "rangeland",
    "instance_id": "obj_2",
    "mask_svg": "<svg viewBox=\"0 0 264 264\" xmlns=\"http://www.w3.org/2000/svg\"><path fill=\"white\" fill-rule=\"evenodd\" d=\"M7 1V0H6ZM11 2H9V0L6 2V3H9V6L8 7H12V9H13V7H14V10L16 9V10H18V11H11L12 9H10L9 8V10H8V12H9V15H10V17H11V21L13 22H15L16 24V27H15V29H17V31L19 30L20 32H22L23 34L22 35H20V36H22V37H18L19 36V34H21L20 32H17L16 30H14L13 28H12V30L10 29V27H9V31H13V33H11L12 35H14V36H17V39L14 37V39H16L15 41L18 43V46H20L21 45V43L20 42H22V45H26V47H27V49L28 48H30V50L32 49V48H34L33 50H35L34 52H33V50H32V52L31 51H29V49H28V55H30V52H31V55L32 56H34V54H39V55H37L36 54V56L35 57H40V54H41V51L42 52H46V50H47V53H49L50 51H49V49L50 48H48L49 47V45H48V43L49 42H46V41H49V37H51V35L54 33L55 34V29L56 30H63V36H64V30L66 29H70V28H74V29H77L78 27H80L81 26V28H78L77 30H78V32L80 31V33L83 31V29L84 28H86L87 27V29H85V30H87L88 32H90V31H92V32H90V33H93V32H95V34H89L88 32H87V35L89 34V35H94V36H92V37H95L94 39H92L91 37H90V39H89V35L88 36H86V37H88V38H86L84 41H82V42H84L83 44H84V46H86L85 48H86V50H84V51H87L85 54H87L88 56L87 57H82L83 59L81 60V62H79V64H76V63H78L77 62V60H75L76 62H73V61H71V60H74V59H72V58H70L69 60L71 61V63H68L67 64V60L66 59H68L67 58V56L66 57H61V59H60V62H61V60H62V58L64 59V58H66V59H64L65 61H66V67H70V69H76L75 71H77V72H80L81 70L83 71H81L80 73H78L77 74V72H75L74 73V70L73 71H69V70H67L66 69V67L65 68H63L64 67V65L65 64H60L61 66H57V68H55L56 67V65H58L59 64V62H57L56 60V62H55V64L52 62V61H49V63H50V66H52V64H51V62L55 65L54 66V68H52V67H44L43 66V63H41V65L45 68V69H41L42 68V66L40 65V63L38 64V67L37 68H34L35 66H37V65H35L34 67H33V65H32V67H33V70L32 71H28V72H31V73H28L27 71V73H25L26 75H28V76H25V74L23 75L22 74V72H23V69L22 68H24L25 69V66H26V64H28L27 63V61H26V63H25V65H21V66H19L21 69H22V71H21V75H19V76H21L22 77V75H23V77H22V79L20 78V80H19V78H18V75L16 74V76H15V74H14V71L12 72V75H14L15 77H13V79H11V81H14V79L17 77V79H15L16 81H17V83L19 84L18 85V90H20V91H18V93H20V95H21V97L19 96V95H17V96H19L20 97V99H22L23 97H25L26 95L27 96H30L28 93L26 94V92L27 91H25V90H28V88H29V85L28 84H32L33 82H35L36 80H38L37 82H40V83H42L41 85H44V84H46L47 85V83H49L52 79H56V81H58L59 79V77L61 78V77H63V75H64V77H65V75L68 73V71H69V73L71 72L72 73V75H73V73L75 74V76H77L78 78H76V79H79V83H82V84H88V86L90 85V81H92L91 83H93L94 81L96 82V83H94L93 85H92V87H94V88H92L91 87V85L89 86L90 87V89L91 90H93V91H91V93H90V96H91V100H89L88 99V102L86 101L85 103L83 102V105H82V101L80 100L79 102L81 103V104H77V103H75L73 100L74 99H72V102L73 103H75V105H81L80 106V108H79V110L77 111V109H76V107L77 106H74L75 107V110L73 111V106H71V110H70V108H69V106L68 105H66V106H68V109L70 110V111H68V109H67V107L66 106H64L65 104L63 103V105L61 104V102H60V104H61V106L60 107H58L59 105H58V103H59V101H58V103H57V105L54 103V102H52V103H49L50 104V106L48 107V109L49 110H47V111H51V114L49 115L51 118H53V119H51V121H49V120H47V122H51V123H53V125L51 124V125H47L48 127H46V125H45V127H46V129H48L49 128V126L51 127H55L54 125H56L57 126V128L55 127V129H57V131L55 132V129L53 130V132L51 131L53 128L51 127V129L49 128V130L51 131V134H50V139H47V137L45 138V139H47V141L46 142H49V141H51L52 140V142L54 141V144L57 142V145L56 146H58V144H59V146H60V143H61V141H62V143H64L65 144V142L63 141L64 139H63V137L64 138H66L65 140H67V138H71L73 141H75V142H71V143H76L77 144V146H76V148H80V143H83L84 142V140H86V142L88 143V140L87 139H91L90 141H92V138H93V140L95 139V142H94V144H92L93 143V141H92V143L89 141V144L88 145H90V149H92V146H94V147H97L98 145H99V141H101L102 142V140H100L102 137H104V136H102V133H103V128L104 127H102L103 125H108V127H109V124H107V123H103V122H107V118H106V115H104L105 113L103 112V111H105L106 112V109H107V105L109 106V105H111V103H114V105H115V108H118V110L116 109L115 110V114H117L118 115V117L119 116H121L122 117V121L120 122L118 119L119 118H117L116 119V121H117V123L115 124V125H118V127H122V125H124L123 127H125V132L126 133H124V134H122V132H124V129H123V127H122V130L120 129V131L118 132V133H121V135H117L118 133L117 132H115V134H114V132L113 133H111V134H113V135H117L118 137L119 136H121V138H122V135L126 138L127 137V135H128V133H130V138H132L131 136V134H133V133H135V135H133V136H137L136 135V132L138 131H136V126H134V125H132L134 128L132 129V126H131V123L129 122V119L128 118H126V120L129 122V123H127V121H125V119H124V117L126 116L127 117V115L130 113V114H132V111H134L133 110V108H135V106H137V104H135L134 102V105H133V108H132V111L131 112H129L127 115H124L125 113H127L126 111H125V113H123V115H124V117H123V115L121 114L122 113V111H124V110H122L123 108V106L122 105H119L120 103H119V101L121 100L123 103H121V104H124V102L125 103H127V101L129 100H131V101H133L134 99L136 100V103H138L139 105L140 104H143V103H141L142 102V100L141 99H143V97L144 98H146V96H150L151 97V95L155 92V90L157 91V92H160L161 91V93L163 94L162 95V98H163V104L165 103V101H169L168 99L169 98H173V96H175V95H177L176 97H174V98H176L175 100L177 101V102H179V101H181L180 99H188L187 101H189V103H188V108H190V110H192L193 112H195L194 114H197V116H198V113L200 112V116L202 117V115H207L208 117V119L207 120H211V124H213V125H211V124H208V121H206L205 122V125H206V123L209 125V127L211 128V126L213 127L214 126V124L215 123H217V121H218V123L217 124H215V127H216V125H218V124H220L219 126L220 127H218V129H220V131H221V128H222V132H219V134L218 135H220L219 137H222L223 138V136H224V129L225 130H227V134H225V135H228L229 134V132L230 133H233L236 129H238L237 131H236V133L234 132L233 134H231L232 136H231V138H233L234 139V141H233V139H229V141H226V138H225V140H224V142H228L227 143V149L228 150H226V148L224 147V143H223V141L221 142V140H222V138H220V144H222V147H221V145H218L219 144V141H216V139H214L213 140V138H214V134H213V138H212V140H210L211 142H213L214 143V146H216L215 147V150H217L216 148H218V146H219V151H220V148H222L223 149V147L225 148V150L226 151H228V153H225V154H228L229 155V151L230 152H232V151H236V153L235 154H233V155H236V154H239V153H237V151L238 152H242V151H244L245 150V148L244 147H246L247 145L246 144H248V140H247V138H254L255 139V141L256 140H259L260 141V145H259V142H258V145L260 146H258V148H260V150L261 151H264V149L262 150V148H263V146H264V142H262V141H264L263 139H264V116L262 117V114H263V112H264V110H263V107H264V60L262 59V57L264 56V49H259V52L260 53H258L257 52V55L255 56L254 55V58H253V56H252V54H256V50L255 49H257L258 48V46L260 45V44H258L259 43V41L257 42V45L258 46H253L254 44L252 43V42H255L256 40H259V37H262V30H263V32H264V0H77L76 2H77V4L76 3H74L75 2V0L74 1H72V3H70L69 4V6H68V4H66V5H64V3L67 1H65L64 3H63V1L60 3V0H10ZM15 1L17 2V3H19L20 4V6H15L14 4H13V6H12V4L11 3H15ZM79 1L80 2H82V3H79ZM2 2H4V0H0V3H2ZM48 2H50V3H48ZM83 2H85V3H83ZM16 3V4H17ZM82 6V8H80L81 6L79 5V4ZM11 4V5H10ZM74 4H76V5H79V7H77L76 8V5H74ZM82 4H84V5H82ZM228 5H230L231 7H232V5L234 6V7H236V9H234V7L233 8H231L230 6H228ZM20 7H21V10H20ZM225 8V9H224ZM229 8H231V9H229ZM223 9H224V12H225V14L223 13ZM234 9V10H233ZM17 12V13H16ZM20 12V14H18ZM227 14V15H226ZM20 15V16H19ZM22 17V18H21ZM26 17L28 18V19H26ZM28 20V21H27ZM31 20V21H30ZM10 21V22H11ZM14 22H13V24H14ZM34 22V23H33ZM37 23V26H38V30H39V32H40V28L42 29V27H39L40 26V24H41V26L42 25H44V22L45 23H47L48 25L50 24L51 25V27H53V28H50L49 29V26H48V28H46V24H45V26L43 27V29L45 28V31L43 32L42 30H41V32H40V34H38L39 35V37L40 38H42L41 36L43 35H45V37L48 39V40H44V39H46L45 37H43V43L41 44L40 43V41L42 42V40H39L40 38H38V35H37V33L33 30V27H36V23ZM42 22H43V24H42ZM31 23L34 25L35 24V26H33V25H31ZM85 24L87 25L86 27H84L85 26ZM93 24H95V27H93ZM9 25H10V23H9ZM11 27H13L12 26V23H11V25H10ZM20 26V27H19ZM22 26V27H21ZM84 27V28H83ZM18 28H20V29H18ZM23 29V30H22ZM35 29H37V27L35 28ZM50 30V31H47V30ZM51 29H53V31L51 30ZM97 29V30H96ZM26 30V31H25ZM37 30V31H38ZM16 31V32H15ZM24 31V32H23ZM70 31L71 30H69V33H70ZM74 31H76V30H74ZM73 31V32H74ZM27 33V36L26 35H24V33ZM38 32V33H39ZM43 32V33H42ZM48 33V37H47V33ZM60 32V31H59ZM72 31H71V33H73ZM77 32V31H76ZM77 32V33H78ZM17 35H16V34ZM35 33H36V35H37V37H36V35H35ZM45 33V34H44ZM68 33V34H69ZM79 33V34H80ZM83 33H85L84 31H83ZM7 34H9V33H7ZM10 34V35H11ZM42 34V35H41ZM50 34V35H49ZM53 34V35H54ZM57 34V33H56ZM59 34H62V32L61 33H59ZM258 34H260V35H258ZM28 35H30V36H28ZM81 35H82V33H81ZM84 36L86 35V33L85 34H83ZM82 35V36H83ZM169 35V36H168ZM170 35H175V41H176V39H177V41H178V39H180V40H182V41H184V39H186L187 37H189V36H193V37H197L196 39L197 40H205V41H208V42H211V44H212V47L210 46V49H212L213 48V50L215 49L216 51L218 50V52H219V49L221 50V52H222V49L221 48H223L224 47V49H225V53L223 54V52H222V55L223 56H225L224 58L223 57H221L222 58V60L223 59H225L224 61H222V64L220 65V64H216L215 63V65L217 66V67H215V65H214V61H212L210 58L209 59H205L206 57H203V59H205V60H210L209 62L212 64V65H210V63L209 62H205V63H207V64H203V61H205V60H203L202 62L201 61H199L198 62V59H197V57H199V56H201L200 54H198V52H196L198 55L197 56H195L196 55V53H195V55L193 54V55H191V56H195V58H193V57H191V56H189V57H191V58H193V59H189L190 60V62H188V56L187 55H185V56H183V57H185L186 58V56H187V58H186V60H187V62L185 63V66L186 67H184V63H183V61L181 60L180 62H182V63H178V57H180V54L178 53V51L176 50L175 51V53H173L174 51H172V50H174V48H177V47H174L172 50H170L171 49V46H170V44H172V42L170 41L171 39L172 40H174ZM33 36H34V41H33ZM60 36V35H59ZM83 36V37H84ZM264 36V35H263ZM6 37H8L9 38V36H6ZM5 37V38H6ZM12 38H13V36H11ZM10 37V39H7L6 40V42H8L9 43V40H11L12 38ZM26 37H28V38H25ZM36 37V38H35ZM52 37H55V36H52ZM51 37V38H52ZM58 37V36H57ZM57 37L55 38V39H57ZM83 37L82 38H80V39H83ZM174 37V36H173ZM4 38V39H5ZM19 38H24L23 40L22 39H20L21 41L20 42H18V40H19ZM32 38V39H31ZM61 38V37H60ZM85 38V37H84ZM169 38H171V39H169ZM184 38V39H183ZM262 38H264V37H262ZM35 39H36V41H35ZM54 38H53V40H55ZM92 39V40H91ZM169 41H168V40ZM261 39V38H260ZM39 40V41H38ZM58 40H59V38H58ZM5 41V40H4ZM3 41V42H4ZM11 41H14L13 39L11 40ZM11 41H10V44L12 45V44H16L15 46L14 45H12V48H15V51L14 52H12V50H10V54H9V56H8V54H7V52L4 54V53H2V54H0V55H5V56H8L9 57V60L11 59L10 58V55L12 56V54H13V56H17L16 54H18L19 53V51H16V50H19L20 48H21V46L20 47H17L16 48V46H17V43L14 41V43L12 42L11 43ZM31 41V42H30ZM33 41V42H32ZM50 41H51V39H50ZM80 41V42H81ZM95 41V42H94ZM3 42H1V43H3ZM5 42V43H6ZM25 42V43H24ZM53 42H55L56 43V40L55 41H53ZM53 42H51V44L53 43ZM58 42V41H57ZM81 42V43H82ZM171 42V43H170ZM19 43H20V45H19ZM31 43H33L32 45H34V46H31L30 44ZM39 43V44H38ZM47 43V44H46ZM170 43V44H169ZM9 44V45H10ZM44 44V45H43ZM50 44V43H49ZM80 44V43H79ZM78 44V45H79ZM83 44H82V46H83ZM167 44H169V47L167 46L166 47V45ZM222 44L224 45V46H222ZM256 44V43H255ZM4 45V44H3ZM3 45H0V47L1 46H3ZM36 45V46H35ZM54 45V44H53ZM78 45L76 46L77 48H78ZM52 46V45H51ZM220 46H221V48H220ZM7 47V46H6ZM5 47V48H6ZM9 47H11V46H9ZM7 48L8 50L10 49V48ZM25 48V46H22V48ZM79 47H80V45H79ZM172 47H173V45H172ZM194 47V46H193ZM192 47V49H195V48H193ZM253 47L255 48L254 50H253ZM257 47V48H256ZM3 47H1L0 49L1 50H3V51H6L5 50V48H3ZM19 48V49H18ZM24 48H23V54L25 55V53H27L25 50H24ZM81 48V47H80ZM170 48V49H169ZM191 48V47H190ZM207 48V50H208V52H207V50L206 51H203L202 50V47L200 48L199 47V49H200V51L198 50V49H196V50H198L199 51V53L201 52L202 53V55L204 56L205 54L203 53V52H207L208 54H206L207 56H209V52H212V50H210V49H208L209 48V46L208 47H206ZM250 48V49H249ZM37 49V50H36ZM44 49H46V50H44ZM79 49V48H78ZM179 49V48H178ZM192 49H189V50H192ZM223 49V50H224ZM80 50H82V49H80ZM80 50H78L79 52H81ZM169 50L171 51V52H169ZM181 50V49H180ZM202 50V51H201ZM253 50V52H255V53H252V54H249L251 51ZM2 51V52H3ZM84 51H82V52H84ZM182 51V50H181ZM1 52V51H0ZM9 52V51H8ZM16 52V53H15ZM25 52V53H24ZM78 52V53H79ZM107 52V53H106ZM183 52V51H182ZM185 52V51H184ZM263 52V53H262ZM20 55L19 56H17L16 57V59L18 58V57H24L23 56V54H22V51H21V49H20ZM109 53V54H108ZM169 53H171V54H169ZM179 55H178V54ZM215 53V52H214ZM220 53V52H219ZM219 53H217V54H219ZM262 53V54H261ZM83 54V53H82ZM106 54H108L109 56H104V55H106ZM155 54H156V56H155ZM175 54H177L178 55V57H175ZM185 54H187V53H185ZM212 54V53H211ZM261 54V55H260ZM3 55V56H4ZM79 55H80V53H79ZM158 55H159V57L160 58H162V60H163V63H161V65H164L163 67H164V73H162V72H160V71H163V70H161V68H163V67H161V66H159V74L156 76V77H158V79L157 80H159V81H157L156 82V79H154V78H156L155 76H154V73H155V75H156V72H151V70L153 69V68H150V70L148 71V72H151L152 74H153V76L154 77H152V75H149L148 76V73H147V70H146V73H145V70H144V67L145 68H147L145 65H148L149 63H145L146 61H149L150 62V60L149 59H151V58H159L158 57ZM173 55H174V57H173ZM205 55V56H206ZM26 56H27V54H26ZM31 56V57H32ZM83 56V55H82ZM85 56V55H84ZM219 56H221V54H219L218 55V57ZM260 56V57H259ZM41 57H43L42 56V54H41ZM76 57H77V55H76ZM80 57V56H79ZM181 57H182V53H181ZM202 57V56H201ZM210 57V56H209ZM227 57L230 59V57H231V59L230 60H232V59H234V58H243V61H241L240 59V64H238L239 65V69H240V67H241V69L239 70H236L237 69V66L236 65H234L233 63H235V61L234 60H236V59H234V60H232V63H230L231 61L228 59V61H230L229 63L230 64H228V62H227V64H226V61H227ZM245 57H246V59H245ZM256 57H257V59H256ZM3 58H6V57H2V59ZM12 58H15V57H12ZM25 58H27V57H25ZM24 58V59H25ZM34 58V57H33ZM89 58V59H88ZM153 58V59H154ZM176 58V59H175ZM185 58H183V60L185 59ZM264 58V57H263ZM16 59H15V61H14V63H17V61L20 59H17V61H16ZM23 58L21 59V60H23V62L26 60H24ZM32 59V58H31ZM77 59H79V58H77ZM81 59V58H80ZM88 59V60H87ZM106 59V60H105ZM182 59V58H181ZM200 59H202V58H200ZM199 59V60H200ZM219 59V58H218ZM262 59V60H261ZM6 60H8V59H6ZM8 60V64H10V62H11V60L9 61ZM63 60V61H64ZM84 60V61H83ZM88 61V63H89V61H90V63L89 64H85V63H87V61ZM191 60H193V61H191ZM197 61L198 63H201V66H202V64H203V67H199L198 66V64H195V62L194 61ZM251 60V61H250ZM0 61H2V60H0ZM3 61H5V60H3ZM28 61H29V59H28ZM59 61V60H58ZM69 61V62H70ZM78 61H80V60H78ZM213 63H212V62ZM234 61V62H233ZM5 62H7V61H5ZM5 62H3L2 64H5ZM22 64H23V62L22 61H20ZM162 62V61H161ZM184 62H185V60H184ZM216 62H219V60L218 61H216ZM220 62H221V60H220ZM219 62V63H220ZM224 62V63H223ZM1 63V62H0ZM19 63V62H18ZM17 63V64H18ZM48 63V62H47ZM58 63V64H57ZM64 63V62H63ZM187 63H188V65H187ZM189 63H191V64H189ZM192 63H193V65L195 64L196 65V67H194V66H192ZM237 63H239V62H237ZM236 63V64H237ZM260 63V64H259ZM2 64L0 65V67L2 66ZM7 64V63H6ZM11 64H12V62H11ZM20 64V63H19ZM74 64L75 65H78L77 66V68H75V66H74ZM183 66H182V65ZM209 64V65H208ZM233 64V65H232ZM71 65H73V68L71 67ZM79 65H80V67L81 68H83L84 67V65H85V67L88 65H90L89 67L90 68H88V69H86L85 67V69H81L80 67H79ZM82 65H83V67H82ZM160 65V64H159ZM223 65V67H221ZM4 66V65H3ZM39 66H41V67H39ZM63 66V67H62ZM87 66V67H88ZM143 67V70H144V72H141V71H143L142 70V67ZM189 66H191V68L189 67ZM211 66H213V67H211ZM236 66V67H235ZM31 67V66H30ZM32 67L30 68V69H32ZM166 67V68H165ZM235 67V68H234ZM262 67V68H261ZM2 68V67H1ZM27 68V70H29V68L28 67H26ZM48 68V69H47ZM81 69V70H79V69ZM195 68V69H194ZM199 68V69H198ZM203 68V69H202ZM213 68V69H212ZM224 68V69H223ZM21 69H18L17 71H18V74H20L19 72H20V70ZM52 69V70H51ZM60 69V70H59ZM62 69V70H61ZM69 69V68H68ZM149 69V68H148ZM154 69H156V68H154ZM197 69H198V71L199 72H196L197 71ZM209 69V70H208ZM212 69V70H211ZM222 69V70H221ZM26 70V69H25ZM24 70V71H25ZM46 70V71H45ZM58 70V71H57ZM64 70H66V71H64ZM92 71V74L93 75H91L90 74V72ZM196 70V71H195ZM201 70V71H200ZM204 70L205 71H207V72H205L204 73ZM237 71V74H236V71ZM263 70V71H262ZM60 71V72H59ZM138 71V72H137ZM152 71H155V70H152ZM211 72V73H208V72ZM223 71V72H222ZM235 71V72H234ZM42 72V73H41ZM57 72H59V73H57ZM65 72V73H64ZM67 72V73H66ZM90 74H88V73ZM213 72V73H212ZM217 72V73H216ZM250 72V73H249ZM15 73H17V72H15ZM44 73H45V75L47 76V77H49L51 80H49L48 82L47 81H45V82H47V83H44L43 84V82H41V81H43L44 79L42 78V77H46L45 75H44ZM68 73V74H69ZM70 73V74H71ZM161 73V74H160ZM204 73V74H203ZM11 73H9V75H10ZM41 74H42V76H41ZM58 74V75H57ZM82 74V77L81 78H83V76H85V75H88L89 76V78H90V80H89V78L86 80V78L88 77V76H85L84 78H85V82L81 79L80 80V75ZM135 74V75H134ZM138 74H143V76L145 75V74H147L146 76H144V77H146V78H144L143 76L141 77V78H139L140 76L138 75ZM200 74V75H199ZM240 74V75H239ZM8 75V76H9ZM44 75V76H43ZM213 75V76H212ZM246 75V76H245ZM249 75V76H248ZM35 76H37V77H35ZM94 76V77H93ZM129 76H130V78H129ZM134 76V77H133ZM136 76V77H135ZM150 76L153 78H150ZM221 76V77H220ZM236 76V77H235ZM244 76V77H243ZM33 77H35V78H33ZM40 77V78H39ZM52 77V78H51ZM63 77V78H64ZM161 77V78H160ZM10 78H11V75H10ZM32 78H33V80H32ZM42 78V79H41ZM63 78H61V79H63ZM75 78V77H74ZM135 79L136 80V78H138V80L137 81H140L139 83H138V85L140 86H138V88L137 87H135V89H131V86L129 87L128 86V84H131L130 82H132L133 84H134V82L132 81V79ZM143 78V80H146V81H143L142 83H141V79ZM150 78V79H149ZM8 79V78H7ZM41 79V80H40ZM60 79V80H61ZM91 79H95V80H91ZM133 79V80H134ZM9 80V79H8ZM48 80V79H47ZM54 80H52V81H54ZM155 80V81H154ZM175 80V81H174ZM7 81V80H6ZM15 81V82H16ZM87 81H88V83H87ZM149 81H150V83H149ZM152 81H154V82H152ZM176 81H179V82H176ZM183 81V82H182ZM8 82V81H7ZM7 82H5V83H7ZM78 82V81H77ZM76 82V83H77ZM156 82V83H155ZM17 83H9L8 82V84H13V86L16 84L17 85ZM78 83V84H79ZM136 83V82H135ZM146 83H149V84H146ZM152 83V84H151ZM172 83V84H171ZM176 84L177 83V85L178 86H173L174 84ZM178 83H180V85L178 84ZM132 84V85H133ZM28 85V86H27ZM41 85H39V87L41 86ZM77 85V84H76ZM76 85H74V86H76ZM81 85V84H80ZM79 85V86H80ZM95 85V86H94ZM151 85H155V88L153 89L152 87L153 86H150ZM171 85H172V87H171ZM182 85V86H181ZM9 86V85H8ZM12 86V87H13ZM35 86H36V83H35ZM34 86V87H35ZM79 86H77V92H78V88H79ZM83 85H81V87H82ZM86 86V85H85ZM87 86V87H88ZM128 86V87H127ZM137 86V85H136ZM179 86H180V90L178 89L179 88ZM10 87H11V85H10ZM9 87V88H10ZM31 87V86H30ZM33 87V88H34ZM38 87V88H39ZM45 87V86H44ZM47 87H48V85H47ZM123 87V88H122ZM133 87H134V85H133ZM141 87H142V89H141ZM157 87V88H156ZM158 87L161 89V90H157L158 89ZM4 88H8V87H6V85H5V87ZM15 88H17L16 86H15ZM43 88V86L42 87H40V89H42ZM84 88V87H83ZM82 88V89H83ZM122 88V89H121ZM141 89V91H140V89ZM149 88V89H148ZM181 88H182V90H181ZM12 89H14V88H12ZM30 89V88H29ZM47 89V88H46ZM75 89V90H74ZM74 89H69V90H73V91H76V88L74 87ZM82 89H79V90H82ZM143 89H144V91H147V92H143ZM154 91V92H152V90ZM165 89V90H164ZM170 89V90H169ZM171 89H172V92H174V90H177L178 91V93L176 94L175 92H174V94L171 92ZM1 90V89H0ZM11 90V89H10ZM9 89L7 90L8 92L10 91ZM15 90V89H14ZM13 90V91H14ZM17 90V89H16ZM44 90H45V88H44ZM85 90V89H84ZM86 90H87V88H86ZM168 90H169V92H170V95L168 94V95H166L167 93H168ZM259 90V91H258ZM263 90V91H262ZM3 91V90H2ZM6 91V90H5ZM4 91V93H6ZM12 91V90H11ZM130 91V92H129ZM17 92V91H16ZM70 92V91H69ZM68 92V93H69ZM92 92H93V94H92ZM138 94H137V93ZM229 92V93H228ZM236 92H238L237 94H236ZM263 92V93H262ZM3 93V92H2ZM11 93V92H10ZM71 95L70 94H68V95H70L71 97H72V95H74L73 96V98L75 97V95H76V92H75V94H73L74 92H72L71 91ZM79 93V92H78ZM81 93H83V95H84V92L82 91ZM80 93V94H81ZM86 93V92H85ZM141 93H142V95H141ZM172 93V94H171ZM182 93V94H181ZM241 93V94H240ZM1 94V93H0ZM8 93H6V97L9 95H7ZM155 94H157L158 95V93H154V95L152 96V97H154L155 96ZM178 94H179V98H177L178 97ZM180 94H181V97H180ZM238 94H240L239 96H238ZM256 94H258V95H256ZM261 94V95H260ZM4 94H2V96H3ZM14 95V94H13ZM13 95H12V97H13ZM87 95V94H86ZM145 95V96H144ZM157 95H156V97H157ZM159 95H160V93H159ZM159 95H158V97H159ZM173 95V96H172ZM237 95V96H236ZM250 95V96H249ZM70 96H68L69 98H70ZM88 96V95H87ZM122 96V97H121ZM133 96V97H132ZM139 96V97H138ZM141 96V97H140ZM143 96V97H142ZM164 96V97H163ZM170 96V97H169ZM228 96V97H227ZM235 96V97H234ZM253 96H254V98H253ZM1 97V96H0ZM9 97V96H8ZM8 97H7V99H8ZM78 97H79V95H78ZM81 97V96H80ZM79 97V98H80ZM228 99L229 97L231 98L232 97V99H231V102H234V104L236 105V103L238 102H241V104L242 103H246L245 105H244V107L241 105V104H238V105H240V106H235L234 105V107H239V108H241V110L244 108V110H242L240 113H241V116H240V113L238 114V110L240 111V109H236L235 108V111L237 112V114H236V116H235V114L232 112V114H234V116H235V118L234 119H232V117H234L233 115H230L231 116V118H230V116H228L230 119H229V121H227V122H229V124H223L224 125V127H226L227 128V126L228 125H232V122H234L235 121V123H237V124H234V125H236V126H234V127H228V129H231V130H228V129H226V128H223V125H222V120H223V118H224V116L223 115H229L228 113H230L231 114V112H228L227 113V111H226V113L224 114V110H226L227 108L229 109V107H227L226 105V101H227V99ZM3 98V97H2ZM9 98H11V97H9ZM14 98V97H13ZM76 98H77V96H76ZM75 98V99H76ZM90 98V97H89ZM167 100H166V99ZM174 98H173V101H175L174 100ZM224 98H225V102H224ZM230 98H229V100L228 101H230ZM237 98H238V100H237ZM65 99V98H64ZM81 99H82V97H81ZM83 99H84V97H83ZM85 99H87V98H85ZM119 101H118V100ZM152 99H156V98H152ZM165 99V100H164ZM191 99V100H190ZM233 99H234V101H233ZM241 99H243V100H241ZM251 99V100H250ZM2 100V99H1ZM14 100V99H13ZM12 100V102L11 103H13V102H15V100L13 101ZM18 100H19V98H18ZM18 100H17V102H18ZM68 100V99H67ZM69 100H71V99H69ZM79 99H77V101H78ZM134 100V101H135ZM158 100H161V99H158ZM171 100V99H170ZM258 100V101H257ZM8 101H9V99H8ZM20 101V100H19ZM63 101V100H62ZM83 101H85V100H83ZM113 101V102H112ZM120 101V102H121ZM131 101H130V104H131ZM151 101V100H150ZM152 101H154V100H152ZM2 102V101H1ZM5 102H6V100H5ZM4 102V103H5ZM10 102V101H9ZM16 102V103H17ZM57 102V101H56ZM69 102V101H68ZM148 102V101H147ZM171 101H169L168 102V104L170 103ZM183 100H182V104H183ZM224 102V103H223ZM16 103H14V105H17ZM161 103V102H160ZM173 103V102H172ZM171 103V104H172ZM53 104V105H52ZM67 104H69V103H67ZM149 104H151V103H149ZM148 104V105H149ZM177 104L178 103H176L175 104V108H177L176 106H177ZM180 104V103H179ZM178 104V107L181 105H179ZM55 105V106H54ZM74 105V104H73ZM127 105H129V104H127ZM127 105L125 106V108L127 107ZM138 105V106H139ZM148 105H141V106H145L144 108L145 109H147V110H145L144 109V111L146 112V113H144V114H147V115H149L150 116V113H149V111L148 110H150L151 108H152V106L151 105H149V106H151V108L148 106ZM165 105H167V104H165ZM187 105V104H186ZM185 105V106H186ZM228 105H230L229 103H228ZM233 105V104H232ZM231 105V106H232ZM254 105V106H253ZM57 106V107H56ZM113 106V104L111 105V107ZM122 106V107H121ZM141 106H139L140 108H141ZM148 106V107H147ZM155 106V105H154ZM157 106H158V103H157V105L155 106V111L157 110ZM169 106H173V104L172 105H168L167 107L165 106L164 107V109H168V107ZM226 106V107H225ZM246 106V107H245ZM249 106V107H248ZM261 106V107H260ZM52 107H54L53 109H52ZM56 107V108H55ZM63 107H66V109L67 110H65ZM109 108V110L110 109H114L113 107L112 108ZM160 107V105L158 106V110H160V111H162L164 114H165V111H164V109H162V108H159ZM182 107V106H181ZM183 107H184V105H183ZM222 107H224V108H222ZM81 108H82V110H81ZM192 108V109H191ZM248 108V109H247ZM250 108H251V110H250ZM255 108H257V109H255ZM260 108H262V109H260ZM137 109V108H136ZM136 109H135V112H136ZM171 109V107H169V110ZM179 109H180V107H179ZM185 109V108H184ZM183 109V110H184ZM233 108L231 107L230 108V111L232 110ZM254 111H253V110ZM122 110V111H121ZM130 110V109H129ZM140 110V109H139ZM142 110H143V107H142ZM141 110V111H142ZM158 110H157V112H156V114L158 113V114H161L160 112H158ZM171 110H174V109H171ZM177 110V109H176ZM222 110L224 111V112H222ZM234 110V109H233ZM248 110H249V112H248ZM76 111V112H75ZM117 111V112H116ZM118 111H121L120 112V114L121 115H119V112ZM138 111V110H137ZM175 111V110H174ZM179 111V110H178ZM185 111H187L186 113H188L189 111L188 110H185ZM216 111V113H217V116H216V114H214L213 112H215ZM229 111V110H228ZM251 111V112H250ZM260 111H261V114H259L260 113ZM68 112V113H67ZM109 111H108V109H107V117H108V119H110V112L112 113V110H110V112L108 113ZM135 112H133L134 114H137V113H135ZM151 112L152 113H154V115H153V117L156 115L155 114V112L153 111V110H151ZM171 111H169V113H170ZM192 112V113H193ZM196 112H198V113H196ZM255 113V115L253 114V113ZM49 113V112H48ZM152 113H151V116H152ZM162 113V118H159V119H161L162 120V123H164L165 125H166V127H164L163 128V126L161 127V129L163 130V129H165L166 128V131H165V133L167 132V134H168V136H171L170 138H172L173 136V134H174V132L175 131H177V127H178V129H180L179 127H181V128H183V130H185L186 131V137L184 136V139H186L187 141L186 142H189L188 143V146L187 147H189L190 149H191V151H195V153L196 152H198V149H200V145H201V143H202V141L201 140H203V141H205L204 139V137L203 136H201L200 134L199 135H197V134H195L196 132H194L193 130H191V129H189V128H187V126L186 125H184V127H183V125H182V122L180 121V120H178L179 121V123H180V125L179 126H177L176 125V123H175V121L172 119V121L171 120H169L170 122H167V120L166 119H164V117H163V114ZM167 113H168V111H167ZM166 113V114H167ZM169 113H168V116H170L169 115ZM171 113H174V112H171ZM170 113V114H171ZM177 113H179L180 114V111L179 112H177L176 111V114ZM181 113H182V110H181ZM192 113H190V115L192 114ZM129 114V115H130ZM134 114H132V116L131 117H133V116H136V115H134ZM140 114H141V116H140ZM143 114V112L142 113H138L137 115H139L140 117L139 118H137V121H139V122H137L136 121V118L135 117H133V118H135V122L138 124L139 123V125H143V122L146 120V122H147V124L145 125V126H148V128L150 127L149 125H148V123L150 122V121H153V118L152 117H150L149 119V121H147V119L145 118V120H141V119H143V116L145 117V115ZM175 114V113H174ZM183 114H185L184 112L182 113V115ZM212 114L213 115H215V117H214V119H213V117H212ZM253 114V115H252ZM47 115V116H48ZM105 116V119L106 120H104L102 123H103V125H101L102 123H101V118H104V116ZM181 115V116H182ZM186 115V114H185ZM193 115V114H192ZM191 115V116H192ZM204 115V116H205ZM219 115H221V116H223V118L222 119H220L218 116ZM149 116H147V117H149ZM157 116H160V115H156V117ZM167 116V115H166ZM167 116V117H168ZM194 116V115H193ZM192 116V117H193ZM199 116V117H200ZM220 116V117H221ZM225 116V118L227 119V117ZM254 116H256V117H254ZM258 116H259V118H258ZM120 117V118H121ZM130 119H132L130 116H128ZM137 117V116H136ZM201 117L199 118V120L201 119ZM241 117V118H240ZM169 119L171 118V116L170 117H168ZM184 118V117H183ZM194 118V117H193ZM196 118V117H195ZM215 118H217V120H215ZM224 118V119H225ZM239 118H240V120L242 119L243 120V123H240L239 124ZM253 118H255L254 120H253ZM152 119V120H151ZM157 119V118H156ZM205 119V118H204ZM203 119V120H204ZM221 120V121H219V120ZM258 119V120H257ZM263 119V120H262ZM99 120H100V122H99ZM134 120V119H133ZM132 120V121H133ZM155 120V119H154ZM166 120V121H165ZM215 120V121H214ZM232 120H234V121H232ZM238 120V121H237ZM242 120H241V122H242ZM255 120H256V122L258 123V125H256V127H253L254 125V123H255ZM98 121V122H97ZM109 121V120H108ZM118 121H119V123H121L120 124V126H119V123H118ZM174 121V122H173ZM232 121V122H231ZM244 121H245V123H246V125H244ZM259 121H260V124H259ZM263 121V122H262ZM46 122V123H47ZM145 122V123H146ZM161 122V121H160ZM171 122H173V123H175V125L173 126L174 127V129H173V127L170 129V127H168L170 124L169 123H171ZM199 123H200V125L201 124H203V122H202V120L201 121H198ZM252 122H253V124H252ZM95 123V124H94ZM98 123V124H97ZM111 124H112V122H110ZM133 123H134V121H133ZM136 123H134V124H136ZM155 123H156V121H155ZM168 123V124H167ZM178 123V122H177ZM178 123V124H179ZM198 123V124H199ZM210 123V122H209ZM248 123V124H247ZM257 123H255V124H257ZM261 123H262V125H261ZM94 124V125H93ZM99 124H100V126H99ZM110 124V125H111ZM157 124H159V120H158V123ZM172 124V123H171ZM185 124H186V122H185ZM239 124V125H238ZM251 124L253 125V126H251ZM127 125H129V126H127ZM141 125V126H142ZM152 125V124H151ZM162 125V124H161ZM164 125V126H165ZM208 125H207V128H208ZM211 125V126H210ZM221 125H222V127H221ZM227 125V126H226ZM140 126V127H141ZM144 126V127H145ZM176 126V127H175ZM243 126H246V127H243ZM248 126H250V128H248ZM95 127V128H94ZM99 129H98V128ZM102 127V128H101ZM108 127H106V128H108ZM116 128H117V126H115ZM114 127V128H115ZM120 127V128H121ZM127 127H128V129H127ZM138 128V129H144V127L142 128ZM156 128V126L154 125L153 127H151L152 128V130H153V128ZM159 127H160V124H159ZM204 126L202 125V128H203ZM238 127V128H237ZM252 127H253V129L254 130H252ZM260 127L262 128V129H260ZM61 128V129H60ZM111 130L113 129L112 128V125L109 127ZM108 128V129H109ZM115 128V129H116ZM147 128V127H146ZM147 128V129H148ZM154 128V129H155ZM200 129H202L201 127H199ZM198 128V129H199ZM206 127H204L203 129H205ZM209 128V129H210ZM236 128V129H235ZM242 128V129H241ZM243 128H244V130H246L245 131V133H243L244 132V130H243ZM248 128V129H247ZM100 129H102V131L100 130ZM114 129V130H115ZM131 129V130H130ZM147 129H146V131H147ZM150 129V128H149ZM157 129H159L160 130V128H158L157 127ZM211 129H213V128H211ZM232 129H235L234 131L232 130ZM58 130H59V132H58ZM110 130V131H111ZM119 130V128H117V130L116 131H118ZM151 130V129H150ZM149 130V131H150ZM171 130V131H170ZM182 130V129H181ZM205 130H207V129H205ZM216 130H217V128H216ZM261 130V131H260ZM263 130V131H262ZM46 131V130H45ZM64 131H66V132H64ZM122 131V132H121ZM127 131H128V133H127ZM180 131V130H179ZM178 131V132H179ZM184 131V132H185ZM200 131H202V130H200ZM204 131V130H203ZM208 131V130H207ZM240 131H242V133L240 132ZM260 131V132H259ZM47 132H49L48 130H47ZM65 133L67 136H63V137H61V134L62 133ZM133 132V133H132ZM139 133H143L142 131L140 132V130L138 131ZM162 132V133H161ZM151 131V132H148V134H145L144 136H146L147 137V135H148V138H147V140L145 141V143H144V141H143V143H142V140L144 139H142V137H141V134H139L138 136H139V142H138V144H137V146H136V148H135V155L137 154V153H140L141 154V156H142V159L141 158H139L140 156L139 155H137V156H139L138 157V160L135 158V160H137L136 162H135V160H134V158H132V160H134V162H131L132 160H123L124 159V155H123V158H122V160L121 161H123L124 162V165H123V167H124V173L126 174V176L128 175V174H130V176H131V174L132 173H130V172H128V171H126L125 169H127V168H129L128 170H130V171H132V169L131 168H134V169H136V171H137V169L139 168L138 166H139V164L141 165V163L143 164V162H141V161H149V160H152V158H151V150H153V152L155 151V152H157L158 151V149L159 150H161V142H163V141H161L162 139L164 140V141H166V139H168L167 137H165L164 138V132L163 131ZM170 132V133H169ZM177 132V133H178ZM182 132V131H181ZM183 132V133H184ZM193 132V133H192ZM199 132V131H198ZM209 132V131H208ZM52 133H55L54 135H52ZM59 133H60V135H59ZM63 133V134H64ZM107 133V132H106ZM177 133H176V136H177ZM201 133V132H200ZM206 133V132H205ZM211 133V132H210ZM210 133L208 134V135H210ZM213 133V132H212ZM46 134H48V133H46ZM45 134V135H46ZM95 134V135H94ZM104 134H105V130H104ZM166 134V135H167ZM179 134H181V133H179ZM189 134V135H188ZM216 134V133H215ZM222 134H223V136H222ZM247 134V135H246ZM61 137V139H60V137ZM70 135V136H69ZM71 135H72V137H71ZM106 136L108 135V133L107 134H105ZM165 135V136H166ZM195 135H197V136H195ZM207 135V136H208ZM243 135V136H242ZM245 135V136H244ZM52 136V137H51ZM56 136H57V138H59L60 139V143L58 142L59 141V139H57L56 138ZM102 136V137H101ZM109 136H110V134H109ZM129 136V135H128ZM180 136V138H181V140L183 139V134H181V135H179ZM206 136V137H207ZM210 136H212V135H210ZM209 136V137H210ZM238 136V137H237ZM250 136V137H249ZM255 136H256V138H255ZM48 137H49V135H48ZM55 137V138H54ZM178 137V136H177ZM204 138V139H201V138ZM216 137H218V136H216ZM227 138L228 137H230V136H226ZM247 137V138H246ZM106 138H108V137H106ZM106 138H105V140L104 141H106ZM110 138V137H109ZM108 138V139H109ZM112 138V137H111ZM111 138H110V140H111ZM120 138V140H121V142H123L124 143V141H122L123 139H121ZM174 138H176V137H174ZM173 138V139H174ZM211 138V137H210ZM237 138V139H236ZM245 138H246V140L248 141V142H246V143H243V142H241V140L242 141H246L245 140ZM250 138V139H251ZM249 139L250 140V142L251 141H253L254 139ZM56 139V140H55ZM63 139V140H62ZM75 139V140H74ZM82 139H83V141H82ZM107 139V140H108ZM118 140L117 138H114V140ZM146 139V138H145ZM207 140H208V138H206ZM217 139H219V138H217ZM49 140V141H48ZM77 140V141H76ZM82 142H81V141ZM109 140V141H110ZM113 140V139H112ZM111 140V142H113ZM170 140V139H169ZM176 140H177V138H176ZM178 140L179 141H181L180 139H179V137H178ZM177 140V145L179 144V141ZM206 140V142H207V144H208V141ZM45 141V140H44ZM44 141H43V145H44ZM108 141V142H109ZM239 141V142H238ZM46 142H45V145H46ZM107 142V141H106ZM107 142V143H108ZM125 142H127L126 140H125ZM168 142V141H167ZM172 142V140L170 141V143ZM50 143V142H49ZM70 143V144H71ZM110 143V142H109ZM114 143V142H113ZM117 143L119 144V140L118 141H116L115 142V145L117 146ZM123 143L122 144H119V146L120 145H122L123 146ZM174 143H176V142H174L173 141V144ZM183 143V142H182ZM235 143V144H234ZM51 144V143H50ZM62 145V146H65V145ZM84 144V143H83ZM86 144V143H85ZM91 144H92V146H91ZM103 144V143H102ZM105 144V143H104ZM181 144V143H180ZM242 144H245L246 146H242V148H241V146L240 145H242ZM44 145V146H45ZM53 145V144H52ZM51 145V146H52ZM68 145H69V143H68ZM74 145V144H73ZM73 145H71V146H73ZM106 145V144H105ZM127 145V144H126ZM139 145V146H138ZM143 145V146H142ZM162 145H163V143H162ZM165 145H166V142H165ZM164 145V146H165ZM168 145V144H167ZM167 145L165 146L166 148H170L169 147V145H168V147H167ZM172 145V144H171ZM176 145V147L175 148H177V150L178 151H180V150H182L181 148H182V146H183V144L182 145H179L180 146V150L178 149V147L179 146H177ZM187 145V144H186ZM249 145H250V143H249ZM254 145V144H253ZM70 146V145H69ZM68 146V147H69ZM75 146H74V148H75ZM100 146H102V145H100ZM99 146V148H101ZM104 146V145H103ZM111 145L109 144V147H110ZM142 146V147H141ZM164 146H162L163 148L162 149H164L165 151H164V153L166 154L167 153V151H168V149L166 150L165 148H164ZM174 146V145H173ZM251 146V145H250ZM255 146H257L256 145V143H255ZM48 147V149H49V146H46L45 148H47ZM67 147V148H68ZM83 147H84V149H83ZM106 147H108V144H107V146ZM105 147V152H104V149H103V152L104 153H106V154H109L108 156H116V154H120L121 156H122V154H125V151H126V148L125 147H121V148H116V149H114L112 146V148L110 147V149L108 148H106ZM118 147V146H117ZM127 147V146H126ZM139 147H141V148H139ZM204 147H205V145H204ZM207 147H210V145L208 146H206V148ZM254 147V146H253ZM52 148V147H51ZM56 148V147H55ZM67 148H64V149H67ZM73 148V147H72ZM75 148V149H76ZM175 148H173V149H175ZM186 148V147H185ZM189 148H187V149H189ZM202 148H203V145H202ZM206 148H204V149H206ZM234 150H233V149ZM236 148V149H235ZM244 148V149H243ZM247 148V147H246ZM255 148V147H254ZM63 149V148H62ZM71 149V148H70ZM69 149V150H70ZM75 149H73V151L75 152ZM80 149H83V150H86L85 149V145L84 146H82V148H80ZM98 149V148H97ZM125 149V150H124ZM141 150V151H138V150ZM171 149H172V146H171ZM204 149H203V151H204ZM209 150H210V148H208ZM207 149V150H208ZM212 149V148H211ZM45 150V149H44ZM68 150V149H67ZM93 151L94 150H96V149H92ZM108 150V151H107ZM170 150V149H169ZM214 150V151H215ZM232 150V151H231ZM256 150V149H255ZM259 149H258V151L260 152V155H259V152L257 153L258 154V158H260L261 157V155H263L264 156V152H263V154H261V151H260ZM46 151V150H45ZM78 153H79V149L78 150H76ZM97 151V150H96ZM95 151V152H96ZM99 151H101V150H99ZM136 151H137V153H136ZM183 151V150H182ZM185 151V150H184ZM183 151V153H185ZM200 151H202V149L201 150H199V152ZM213 151V152H214ZM47 152V151H46ZM67 152V151H66ZM82 152V151H81ZM81 152H80V154H81ZM88 153H89V151H87ZM95 152H94V156H95ZM147 152V153H146ZM149 152H150V154H149ZM152 152V153H153ZM161 155L160 156H162V152H160V151H158ZM156 153V154H152L153 156L154 155H156L157 156V154L159 155V153ZM198 152V153H199ZM213 152H210L209 153V151H208V154H205V153H207L206 152V150H205V152H203V154L204 155H207L208 156V158L206 157V156H203V154H202V152H200L198 155H196L195 153L193 154L192 152V154H191V156H193V157H195L196 156V159H197V156H198V158H201L202 156H203V158H205L207 161H209V156L211 155H213L214 153ZM68 153H69V151H68ZM78 153L76 154V155H78ZM84 153V152H83ZM86 153V152H85ZM164 153H163V156H165L164 155ZM182 153V154H183ZM217 153H218V150L216 151V156H214L215 157V159H216V162H217V165H216V167L214 166V168H216V169H218L219 171H225L226 172V178L227 177H231V175L230 176H228L227 175V172L229 173V174H235L236 175V173L235 172H237L236 170L238 169V167H236L237 169H234L235 170V172L233 171V172H231L230 170L231 169H233V168H235V166L234 167H232L233 165V159L231 158V160L228 162V157L226 156V159H227V161H226V163H224V158H220L218 155H217ZM221 153H222V151H221ZM66 154V153H65ZM79 154V155H80ZM87 154V153H86ZM86 154H83L84 156L86 155ZM90 154H92V151L90 150ZM97 154H101V153H98L97 152ZM106 154H104V155H106ZM144 154H145V156H144ZM186 154H189L188 152L186 153ZM189 154V155H190ZM223 154H224V152H223ZM231 154V153H230ZM232 154L230 155V157L232 156ZM69 155V158H70V153L68 154ZM67 155V156H68ZM72 155H74V154H72ZM89 155V154H88ZM88 155H87V157L86 158H88ZM102 155V154H101ZM103 155V156H104ZM201 155V156H200ZM67 156H66V159L64 158V157H62V160L63 161H65V162H67ZM99 156V155H98ZM97 156V157H98ZM103 156H101V157H99V159L101 158L102 160H105V161H101V159L100 160H98V161H101V162H98V163H103V164H105V163H107L108 164V162H111V161H108L107 162V159L108 160H112V159H109V158H106V159H104V158H102ZM145 158H144V157ZM149 156H150V158H149ZM155 156V157H156ZM166 156H167V154H166ZM165 156V157H166ZM190 156V157H191ZM223 156H225V155H223ZM238 156V155H237ZM237 156H236V159H235V164H236V160H238L239 161V159L237 158ZM260 156V157H259ZM263 156H262V159H263ZM72 157V156H71ZM78 157H82V155H80V156H77V158ZM96 157V158H97ZM119 156H117L116 157V160H120L121 158H118ZM135 157V156H134ZM155 157H153V159L155 158ZM192 157V158H193ZM213 157V158H214ZM234 157V156H233ZM149 158V160H146V159H148ZM163 158V157H162ZM189 158V157H188ZM192 158H190L191 160H192ZM212 158V157H211ZM235 158V157H234ZM257 158V159H258ZM71 159V158H70ZM79 159V158H78ZM91 159V158H90ZM195 159V160H196ZM215 159H214V162H215ZM220 159H222V160H220ZM225 159V160H226ZM257 159H255L254 158V160H252V161H250V160H248L247 161V164H245L246 166L248 165L249 166V169H250V171H249V174L251 175L250 177H251V179L252 178H254L255 176H257V173L255 172V170L254 169H257L258 170V167H257V164H256V162H257ZM262 159H258L259 161V163L260 164H258V165H260L261 166V164L262 163H264V159L262 160ZM72 160H76L77 161V159H72ZM83 160V159H82ZM84 160H85V158H84ZM141 160V161H140ZM173 160V159H172ZM172 160H170L171 161V164L169 163L168 165H170L169 167H172L171 165L173 164L172 163ZM197 160H199V159H197ZM196 160V161H197ZM203 159L201 158V160L200 161H202ZM206 160H204L205 162H207ZM262 160V161H261ZM86 161V160H85ZM89 161V160H88ZM88 161H86V163L88 162ZM127 161H130L131 163H137L136 165H134V166H132L131 168H130V166L131 165H133V164H129V162L127 163ZM169 161V162H170ZM195 161V162H196ZM211 161H212V159H211ZM223 161V162H222ZM255 161V162H254ZM74 162V161H73ZM79 162V161H78ZM82 162V161H81ZM80 162V163H81ZM92 162L94 163L95 162V167H94V165H93V163L91 164V162H90V164H89V162H88V164L90 165V171L92 170V169H94L95 170V172H96V170L97 169H99V167H98V163H97V160H93L92 159ZM113 162H114V160L112 161V164H113ZM119 162V161H118ZM118 162H117V164H118ZM152 162V161H151ZM173 162H174V160H173ZM194 161L192 160V163H193ZM203 162V161H202ZM205 162H203V163H205ZM231 162H233L232 164H231ZM253 162H254V164H255V166L253 165ZM69 163H72V162H67V164H69ZM86 163H85V165H86ZM115 163V162H114ZM127 165H126V164ZM189 163V162H188ZM188 163H186L187 165H189V167L186 165L185 166V170H188V172L190 171V169H192L193 171H195L193 168H194V165H196L197 163L198 164H202L201 162H197L196 164H192L193 166L190 168V165H191V163L190 164H188ZM221 163V164H220ZM77 164H79V163H77ZM77 164H75V165H77ZM98 164V165H97ZM123 164V163H122ZM144 164H146L145 162H144ZM144 164H143V166L141 165L140 167H142L141 169H143V167H146V165L144 166ZM147 164H148V162H147ZM197 164V165H198ZM208 164V163H207ZM214 164H212V165H214ZM234 164V165H235ZM238 164H240V162H238ZM237 164V165H238ZM83 166H84V163L82 164ZM82 165H79L80 166V168H79V170H80V175H81V168H82ZM93 165V166H92ZM110 164H108V166H109ZM138 165V166H137ZM149 165V164H148ZM147 165V166H148ZM206 164H204V166H205ZM226 165V166H225ZM236 165V166H237ZM251 165H253L252 167H254V172L256 173V175L254 174V172H252L251 173V171H252V169H251ZM92 166V167H91ZM113 166H114V164H113ZM117 166V165H116ZM136 166V167H135ZM202 166V165H201ZM201 166H199V168H197L196 166V168L197 169H200L201 168ZM203 166V167H204ZM210 166H211V164H210ZM231 166V167H230ZM245 166V167H246ZM259 166V167H260ZM88 168V165H86L85 166V168ZM101 167V166H100ZM103 167V166H102ZM104 167H105V165H104ZM103 167V168H104ZM138 167V168H137ZM188 167V168H187ZM209 167V166H208ZM221 167V168H220ZM262 167V166H261ZM263 167H264V165H263ZM263 167L262 168H260L259 170H261V169H263ZM84 168V167H83ZM85 168H84V170H85ZM92 168V169H91ZM97 168V169H96ZM103 168H100L99 170H102ZM110 169H112V170H115V169H117L116 167H112V165L109 167ZM115 168V169H114ZM121 168V167H120ZM120 168H118V170H120ZM190 168V169H189ZM206 168H207V166H206ZM211 168H212V166H211ZM213 168V169H214ZM225 168H227V169H225ZM239 168H241V166L239 167ZM106 169H108V168H105V170ZM140 169V170H141ZM202 169V168H201ZM201 169H200V171H201ZM210 169V167L209 168H207L206 169V171H208ZM212 169V170H213ZM243 169L245 170V168L243 167ZM77 170V169H76ZM94 170H92V171H94ZM99 170L97 171V172H99ZM169 170V169H168ZM204 170H205V168H204ZM203 169H202V171H204ZM211 170V169H210ZM210 170H209V172H210ZM227 170V171H226ZM240 170H242V169H240ZM258 170V171H259ZM78 171V170H77ZM199 170H197L196 172H198ZM205 171V172H206ZM257 171V172H258ZM79 172V171H78ZM86 173V171H83V173ZM115 172H116V170L115 171H112V173H114L115 174ZM119 172H121L122 173V171L120 170ZM128 172V173H127ZM138 172V171H137ZM166 172V171H165ZM165 172H158L157 171V173L155 172V173H153V179H154V181L156 182V181H161L160 179H163L161 176L162 175H164V173ZM187 172V171H186ZM187 172V173H188ZM208 172V173H209ZM261 172H264V169L263 170H261ZM82 173V175L84 176L85 174H83ZM89 173V172H88ZM92 173V172H91ZM167 173V172H166ZM166 173H165V175H166ZM190 173V172H189ZM192 173V172H191ZM204 173V172H203ZM207 173V172H206ZM207 173V174H208ZM260 173V172H259ZM78 174V173H77ZM116 174H119V173H117L116 172ZM196 173H194L193 175H191V174H189V175H191V176H188V174H187V177H190V178H195V180H193L192 179V181L193 182H191L190 180L188 181V184H187V190H186V193H187V191H188V193L186 194L185 192H183L182 194H181V198H180V196H179V201H178V204H180L179 202H184V200H185V208L187 207V204H189L190 205V202L192 201V200H194V202L196 201V200H199L200 199V201H201V198H199V196L198 195H196V194H194V190L195 189H193V188H195V187H198V185H197V183H196V181L198 182V184H204L203 185V187H201V188H206V191H208V192H211L210 194H211V198H213V197H215V196H217V195H219L220 193V195L219 196H217L216 197V203H220L221 202V205H222V203H224V199H225V201L227 202V200H226V198H222L221 197V195H223L224 194V192L222 193V191L223 190H221L220 191V189L218 190V188H219V186L218 185H214V183H213V185H212V183L209 181V178H208V176H207V178H205L206 180H203L202 179V176H204L203 174H201V176H199V174L195 177L194 175H195ZM238 174V173H237ZM263 174V173H262ZM262 174H261V177H263L262 176ZM89 175H90V173H89ZM155 175V176H154ZM259 175V174H258ZM264 175V174H263ZM151 176H150V179L152 180V178H151ZM205 176H206V174H205ZM86 177H90V176H88V174H87V176ZM165 177V176H164ZM197 177H201V179L199 178V179H197ZM232 177H233V175H232ZM231 177V178H232ZM250 177H249V179H247L246 181H245V184H243L244 183V181H242V184L241 183H239V184H237L238 186L239 185H241V187L243 186V185H246V183H247V186H251V184L252 183H249L248 184V182H249V180H250ZM79 178H81V176H79ZM186 178V177H185ZM264 178V177H263ZM188 179V178H187ZM233 179V178H232ZM255 179V178H254ZM259 179V178H258ZM256 180V181H255ZM254 180V182H257V185H259V184H261L260 182H261V179H259L260 181L258 182L257 181V179H255ZM207 181H209L210 182V184H211V186L210 187H208L207 186V184L209 185V182L207 183ZM223 181V180H222ZM222 181H220V182H222ZM226 181V180H225ZM252 181V180H251ZM263 181H264V179H263ZM253 182V183H254ZM206 183V184H205ZM256 184V183H255ZM263 184H264V182L262 183V185H261V189H262V187L264 188V186H263ZM193 185H197V186H193ZM234 186L232 189H234V192L237 190L236 188H239L238 186ZM200 186H202V185H200ZM214 186V187H213ZM216 186L218 187V188H216ZM190 187H192V188H190ZM236 187V188H235ZM204 188V189H205ZM211 188L213 189V190H211ZM231 189V190H232ZM240 190H241V188H239ZM260 189V190H261ZM190 190V191H189ZM215 190H218L219 192H217L216 193V195L214 194L215 193ZM264 190V189H263ZM263 190H261V191H263ZM214 191V192H213ZM233 191V190H232ZM238 191V190H237ZM192 193V194H190V193ZM212 192H213V197H212ZM234 192H232V193H234ZM236 193V192H235ZM258 193H259V190H258ZM258 193H256V194H258ZM227 194V193H226ZM261 194V193H260ZM263 194H264V192H263ZM263 194H261V196L263 195ZM186 195V196H185ZM183 196V197H182ZM184 196H185V198H184ZM224 196H225V194H224ZM227 196V195H226ZM225 196V197H226ZM256 196H258V199L261 197V196H259V195H256ZM220 197V198H219ZM263 197V196H262ZM184 199V200H183ZM217 199H219V200H221L220 202L219 201H217ZM263 200H264V197L262 198ZM180 200H182V201H180ZM255 199H253V201H254ZM261 199H259L258 200V202L260 201ZM186 201H188V203L186 202ZM215 201V200H214ZM193 202V201H192ZM191 202V203H192ZM199 202V201H198ZM226 202L224 203V204H226ZM256 202L257 201H255L253 204L252 203H250L249 205H253V207L255 208V204H256ZM187 203V204H186ZM259 203H261V202H259ZM184 204H182L181 203V206L182 205H184ZM214 204V203H213ZM213 204H211V211L213 210L212 209V207L214 208L215 206H216V208L214 209L215 211L217 210V209H219L220 207H223V205L221 206H218L217 207V204L215 205V206H212ZM248 205V206H249ZM252 205H251V210L250 211H252V212H255L256 213V211H253V207H252ZM258 205H260L259 207H261L262 208V206H264L263 205V202L261 203V204H258ZM180 206V205H179ZM257 207V206H256ZM182 208H184V206L182 207ZM248 208V207H247ZM249 209H250V206H249V208L247 209V211H246V214H247V216L249 217V216H251V219L250 218H248V219H250V220H248V222H250V224H253V223H251V222H253L252 221V219L254 220V218L256 219V221L254 222L255 224H258L259 223V225H260V222H258L259 220L260 221H264V220H261V218H262V216L264 215H262V212L264 213V211H260L261 213H260V215H259V218L260 219H257L258 218V215H252V213H250V211H249ZM257 208H255V210H256ZM258 209H260V208H258ZM214 210H213V212H214ZM261 210H263V209H261ZM74 212H76V210H73ZM220 211V210H219ZM258 211V210H257ZM258 211V212H259ZM72 212V211H71ZM73 212V213H74ZM258 212L256 213V214H258ZM72 213V214H73ZM69 214H71V213H69ZM71 214V215H72ZM76 215V214H75ZM67 217V216H66ZM71 217V216H70ZM74 217V216H73ZM253 217V218H252ZM70 219V218H69ZM72 219V218H71ZM74 219H75V217H74ZM263 219V218H262ZM258 220V221H257ZM71 221H73V219L71 220ZM258 222V223H257ZM261 223H263L264 224V222H261ZM262 225V224H261ZM261 225L259 226V228L260 229H264V225H263V227L261 228ZM65 230H67V231H69L70 232V230H71V227H69V228H64L62 231L63 232H66V233H68L67 231H65ZM74 232V231H73ZM71 234V233H70ZM67 234H65L64 235V233H63V237L64 236H66ZM72 235H73V233H72ZM60 237V236H59ZM59 237H58V241H59ZM62 238V235H61V237H60V239ZM65 238V237H64ZM65 239H67V238H65ZM65 239H61L60 241H65ZM68 239H70V237H68ZM149 251V250H148Z\"/></svg>",
    "mask_w": 264,
    "mask_h": 264
}]
</instances>
